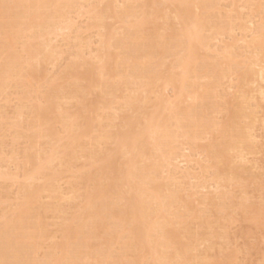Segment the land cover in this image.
<instances>
[{
    "label": "rangeland",
    "instance_id": "374dc122",
    "mask_svg": "<svg viewBox=\"0 0 264 264\" xmlns=\"http://www.w3.org/2000/svg\"><path fill=\"white\" fill-rule=\"evenodd\" d=\"M1 1L3 3H1ZM8 1H10V0H8ZM54 1H59V0H54ZM71 1L72 0L62 1V5L63 6H60V8H59L60 10L58 9L60 12H57L54 15L52 14L53 13L52 11H51L52 13L51 12H48L49 9L51 10L50 6H48L49 9L46 8L47 11L46 10L45 11L43 10L44 13H42L43 15L46 16V18L43 17V20H41V19L33 20L34 23H32V22L31 23L26 22V23H28L29 26L32 25V24H34L32 27L30 26V29L29 30L26 29L29 32V34H27L28 32H26V30H25V28L28 27V25L25 26L26 25V23H25L24 26H23L24 31H22V32H20V34H18L19 37H17L16 35H13L14 37H12L13 40L11 41V44L10 43L9 44H3L5 42H2V40L3 41L5 40L6 35L9 36L8 33H10L9 31L11 30V29H9V28H11L10 24H7V23H11V21H8L7 22L3 18L5 16H7L8 19H10L11 18L10 15H12V14L16 15V14H18V12L21 11L20 12V15L18 17H16V18H18L17 21L22 20V18L24 19V15L25 14H28L27 13L28 12V9H27V7H26L27 5H26V6H24V8L25 7L26 8L25 9L23 8V10L21 9L20 11H18L17 8H15V10H14L13 6L12 7H11V5L8 6V3L9 4H12V2L11 3L8 2L6 4V1L5 0H0V8H1L0 17L3 16L2 17V20H4V21H1V18H0V25H1L0 26V29H1L0 30V35L1 36L0 37H1V39L5 37L4 39L0 40V48L2 49V51L0 49V61H3V62L0 63V64H2V65H0V67H4L5 64L9 66L8 62L11 63L12 62L11 59L14 60V61L16 60L15 63L17 65L19 64L18 66L16 64H14L15 65V71L12 72V76L9 73H7V75L4 76L5 81H3L4 83L2 82L3 84H1V87H0V92H1L0 93V229L3 228L4 226H6L7 223H10V221L11 222L12 221L14 222L15 221L14 219H16L15 222H17L19 220L18 218L21 217L20 218L21 219L20 221L26 223L25 224L26 225L25 227H27L26 228L27 229L26 231H27V233L29 232L30 233V236H31L32 235L31 234L32 233L31 228H34L35 229V226L36 225L34 226L33 224L36 222V219H38L37 217L40 218L38 220L39 221L41 220V221L38 224V226L36 227V229H35L36 231H34L35 232V235L33 236L34 237V242L36 243V245H35V243H33V241L31 242V243H33V244H31L32 245V248H36V249H34V250L29 249L30 252L29 251H26V249H27L26 245L28 243V242H26V244L24 245V248L26 247V249L24 251H26L27 254L22 252L24 254V256L26 254L25 258H27L29 261H31V262H29L26 259V262L28 261L30 264L31 263L32 264H41L42 262L44 263L45 262L44 261L45 260L44 253L46 255H48L53 250V247L55 248L57 246L56 249H54V254L52 252L53 255H52V258H51L52 261H54V262H51V263L52 264L53 263L55 264L56 263L55 262L56 259L58 261V260L61 259L60 257L65 256V254H66V244H65L66 243V240L65 239L67 237H73L75 235V233L78 232V231H79L78 233L82 232L83 237H82L81 234L76 233V235L78 234V237H80V239L85 238V239H82V240H84L86 242V243L83 242V245L81 246V249L82 250L80 249V251H82L81 252L82 253L81 260L85 258L82 263L83 264L84 263L90 264L92 262L91 264H97V262H98V264H99L100 262L99 261H96V259L99 256L101 257V255L100 254H99V256H97L98 254L91 255L93 257L92 258L89 254H90V252L92 250H93L92 254L97 252V249H99V244L98 243H100V248L102 247V250H105L106 251V246L107 245L105 246V243H106L105 241H107V238L109 237L110 232H109V234H107V232H106V234L108 235V237L106 238V236L105 237L103 236L105 233L102 232V231L105 232V229L102 228V229H100L99 232L98 231H97V233L94 232V233L97 234L96 235V238L97 239L94 236L95 234L93 235L94 237L92 236L94 239L91 238V237H90V239H89V237L86 238V236H85L86 234L85 233H86L87 228L85 226V223L87 224L89 222V220H86V219H89L88 218L89 217V213H90L89 211H91L90 209H87V205H88V202L91 200V197H93V196H91V192H93V194H94L96 190H100V189H98V188H100V186L98 187V184L100 182H98V183L95 182V180L98 181V178H99V173H96V172H98V170L100 169V167L102 166L103 163L104 164L106 163L105 161L107 159H109L110 161H112L113 158H115V157H117V156L120 155V154H117L115 157H113V158L111 157L112 155H114L116 153V151H117L116 149L119 147L118 141H115L116 140V136L114 134L118 135V140L121 137L120 142H122V138H123V142H124L125 141L124 140L125 137H128V138L133 137L134 136V133L135 134L137 133L135 130L136 129L138 130V126L136 127V125L138 124L137 122L140 123V125H139L140 128H144V127L146 128L148 126V125H146V123L144 121L148 120L150 117H148V119L147 118L144 119L146 117L145 116L146 114H150L152 116V118L155 119V120H153V122H156V123H153L152 122L154 128L156 127L158 129L159 124L161 123V125H160L161 128L159 127L160 129H158V130H161L163 128V125L165 126V124H166V126L168 125L167 128L170 129L169 132H171V129H172V131H174V129H173L174 126H175V129L177 127L176 125H174V124H176L175 122L177 121V118L179 120H183L182 117L185 114H182L181 112H182V110L184 108V112L183 113H185V110H188V109H189V111H193L194 110V112H192V114H190L189 112L186 113V114L187 115L188 114L193 115V117L191 116L190 118H193V121L194 120L195 121H194V123L191 122V124H189V126L191 125V128H192V129L191 128H189V129H191L192 131L194 129H195V131L198 130L199 132L198 131H196V132H198L199 135L198 134H196V135H198L199 137L196 136V138H194L196 140H194V139H192V137H194V136H192L191 135V132H189V139H188L187 137H185V134L188 131L186 130V131L183 132L182 129H180V131H179V129L177 128L178 130L177 129H176L177 131L175 130L177 132V134H176L175 131L172 132L171 134L175 133L179 137V139L175 135L174 136L175 138H173L174 140L173 139H171V140L169 139L170 142L171 141H174L173 144L171 142V146L170 147L168 146L169 143H170V142L168 143L169 140L166 142V144L168 143V145H166L167 147L165 146L164 148L165 149L166 148H169V149H167L166 151L164 149L163 152H162V150H160L161 152L160 151L156 152L158 155L156 154L157 157L155 158V160L160 157L159 159H161V160H157V161H161V163L159 162V164H160V165H158L159 168L157 166L156 167V170H155V164H154L153 169L155 171L152 170L153 173H150L149 174V175H151V177L149 176V178H150L149 180L151 182L148 183L147 181H149V180H145L144 181V182H147L148 183V184L146 183L147 186H148L146 188H145L146 185L144 183V185H145L144 186V191H146V190H150L149 192H151L152 190L154 192L155 191L157 192V190L160 191L161 196H163V198L161 199L160 193L157 192L158 193L157 196L158 197L160 196L159 198L161 200H158L159 198H156L158 200V202L156 201L157 203H154L153 204V206H155V204H158V206L156 205L157 207H154V208L152 207V204L151 203H153V201H155L156 199L153 197L154 195H150L149 196L148 195L149 192L148 193H144L143 192L141 195L137 194L135 191H134L135 192L134 193L132 191V189L130 188V186H129V184H131L130 182H132L131 179H127L128 182H127V180H124L123 182L118 183L117 184L118 187H119V184L122 185V186L120 185L119 188L118 187L112 188V191L110 192L109 198L112 197V195L115 196L114 194H117V193H118V196L119 197L123 196L125 199L123 198V200H121V202H120V201H118V199H117L118 196L116 195L117 197H115V199H116V201H118V204H120L122 202L126 203V202H128V199H130L129 200L130 203L132 201H134V200L137 201V200L140 199V197H137V196H141V199L144 200L146 204H148L147 202H150L151 199L153 198V201H151L150 205H148V206H151V208L149 207L150 209H148V212H147L148 214L150 213L149 215L152 216V218H151V216H149L150 219H151V221L156 216L157 217L159 216V219H160V217H161V219L163 218L162 219L163 221L168 219V221H165L166 223H163V225H162L161 224L162 221L160 222L158 218H156V219L154 218L155 221H153V222L156 224L155 226H158V225L161 224V227H162L161 230L164 229L165 232H166V230H174V231L177 230L178 232H180L182 234L184 232L185 233H184V235H182L180 233L173 234L172 232H174V231H172V232L170 231L171 232V233L169 232L170 235H166V238L167 237L168 238L170 237V238L169 239H166L164 237H161V238L159 237V240L161 241L160 242L158 240V236H160V234H161V236H163V233H164L163 231L164 230L161 232L157 228H154L153 229L154 232H150V234L154 233V236H152V235L150 236V237H152L150 241H152V242L154 241L157 246H159L160 243H161V245H163L165 243L163 246H165L168 243L169 244L172 243V244H170L168 246V247L171 248L172 245L173 246H176L177 244H181L182 243V242H180L181 235L184 237V238H182V241L184 242V241H186L188 239L187 240L188 243L186 241L187 245H185L186 243H182L179 246H182L184 244L183 245L184 247H189L190 244H191V241H192V240L191 241H189V240L190 239H193V242H192L193 245L191 244L192 246L189 247L190 249H187V252H188L187 257L183 254V252L181 253V251H185L186 248H184V249L182 248L183 250L181 249L180 253H179V251H177L179 253L178 257H180V254H183L184 256L182 255L183 259H182V257L180 259L174 258L175 259V260L173 259L174 262L177 261V263H175V264H178L179 261L181 262V263L179 262V264H183V263L184 264H192L193 261H194L193 264H199V263L202 264L203 262L204 263H207L208 261H209L208 262L209 264H264V59H263L264 58V50H263L262 53L260 52L261 49H264V47H263L264 44H262V46L260 45V47L256 45V44H259V41H264V37H263L264 36V0H261V1H259V0H205V1L202 0V1H204V3H206L205 5L207 7L209 6V8L211 9V10L209 8L207 9L208 13H211V14H208L207 11H205V12L202 11V12L205 13V15H204V13L200 12L202 10L201 8H196L195 7L193 9V11L195 12V14H197L196 16L197 17L198 16L200 17L199 18L200 19L199 22H201L200 25L203 24V26H200V30L201 31L199 29H198V31L200 33L202 32L204 35H202V33H201V36H200L199 35L200 33L198 32L199 33L198 34L199 37L202 38L203 41L200 40V42H202L201 43L202 45L199 46L200 49L197 48V52H196V56L199 55L200 58L199 57L198 58L195 57V59L197 60V63L198 64L200 63L199 64L200 66L198 64H197V66L195 65L196 60L193 61V66L195 65V67L197 68V69L196 68L195 69L196 70L200 69V70L197 71V73H198L197 74L196 71L193 72L194 68L192 66L191 71L193 73L190 72V73H192V75L188 73L189 74L188 75L189 78L186 77L187 78L185 80L186 83L185 84L183 83L185 90H182V91H184V93H181L180 91L178 92V90H180V87H181V86L178 87L179 86V83H180L177 80L178 77H176L177 78L176 81H175L176 84L174 82H168L167 81V79H168L167 76H168V74L171 71H173L176 74H179L180 73V69H178L176 67V65H174L176 63V57H174V56H176V55L172 54V52L174 50H172V48H171L172 47V43H171V40H169V39L173 38L174 36H177L178 37L179 36L178 34H180V36H181L182 27L179 24V21H178L177 16H175L176 15V12H174V10H175L174 7H173L174 4H172V1L171 0H159V1H155L154 0L156 2L155 6L152 7L148 3L146 5V7L144 6L146 9L142 6L143 5V0H132V1L131 0H109V1L108 0H104L105 2L102 1V0H96V3H95V0H73L74 1L73 4H72L73 1L72 2ZM135 1H138L139 3L136 2L137 3V5H136ZM168 1H170L171 3L168 2ZM187 1H189V0H187ZM60 2H61V0H60ZM157 2H158V4H157ZM197 2H199V0H196V3ZM4 3L6 4V6L3 7L2 4L4 5ZM123 3H125V4H123ZM159 3L163 4V6H165V7H162V5L159 4ZM257 4H258V6H257ZM60 5H61V3H60ZM96 5H98V6H96ZM127 5H129L130 8ZM159 6H160V8H158ZM155 7H156V9H155ZM170 7H172V8H170ZM152 8L155 9V11L154 10H152V11L149 10V9H152ZM126 9H127V12H126ZM158 9L159 10L161 9V10L159 11ZM172 9H173V12H172ZM255 9L258 10V11L255 12ZM11 10H14L16 12L11 11ZM124 10H125L126 15L128 14L127 15L128 17L124 15L125 17L123 19L122 14H119V13H121L122 11L124 12ZM8 11H10V12H8ZM196 11H198V12H196ZM61 12H63V14ZM143 12H144V14L146 12L145 17H143V19H146L145 21L147 23H149L150 25L147 24L145 21H143V19H142ZM157 12H158V15L156 14ZM159 13H161V14L162 13H165V16L168 13L169 16L167 15L168 18L167 17L165 18V17H162L163 14L161 15ZM49 14L51 16L53 15L54 18H52L53 16L52 17H49L50 16ZM105 14H106V16H104ZM117 14H119V16ZM91 15H92V17H91ZM114 15H116V16H114ZM55 16H57V17H55ZM111 17H113V18L111 19ZM133 17H134L133 23H135V21H136V23L139 24L138 22H140V20H142L143 22L146 23L144 25V28L147 27V26L150 27L149 29H148V27L145 28L146 29V32H150V31L152 32V31H154L156 33V31H157V34L158 35H161V33H162L161 36H163V33H164V37H166V38H164L165 41H166V43L170 41L169 43L171 45H170V48L169 47L168 48L171 50V52H170V50H168V52H166L167 54H165L163 56L164 57V60H166V59L167 60L164 61L163 60V57L161 58V60L163 61V63H162V61H161V63L164 65V66L162 65V68L164 69L163 72H166V73L163 74L162 73V70L163 69H160L161 70L160 71L161 73L159 74V76L154 77V78L147 79V77L144 78L142 76H136L134 78V80L130 84L128 83L129 85L128 84H125V83L124 84H120V82H118V84H117L118 86H115V87H116V90H117L118 87L120 86L119 87V91H120L121 94L118 91L116 92V91H113L111 89L113 91L112 92L113 94H112L111 91H109V89H107V88L104 87V85L106 84V86L107 85L109 86V84H111V85L113 84V86H114V84L117 83V82H115L116 79L113 78V76L115 74V71L119 68L118 71H120L121 74L122 75L124 74L125 76H127L128 73H130L129 72L130 69H129V65H128L130 62L128 63L127 60H129V61L132 60V59H130V54H131L130 51H131V48L127 44L129 42L126 43L125 42L126 40L120 39V38H121V36L125 35V34H123L124 31L126 33V31H128L129 29L131 30V29L134 28V26L132 24V21H130V20L133 19ZM139 18H140V20H139ZM159 18H160V22H158L159 21ZM202 18L203 19L205 18V20H201ZM45 19L46 20L49 19V21H52L53 23L52 22L51 23H48V20L45 22ZM63 19L65 21H63ZM149 19H151L150 20L151 22L148 21ZM170 19H171V21H170ZM59 20H60V22H59ZM101 20H103V21H101ZM123 20H125V21H123ZM54 21H56L57 23L56 22L54 23ZM153 21H154V23H153ZM203 21H205L206 23L203 22ZM19 22H21V21H19ZM68 22H70L72 25H70ZM90 22H93L94 24L93 23H90ZM129 22H131V24H132L131 27L129 25L130 24ZM170 22H172L173 24H171ZM47 23H48V25H47ZM98 23H100V25ZM136 23L134 25H137ZM95 24L97 26H95ZM151 24L152 25H155V26H152ZM176 24H178V25H176ZM56 25H58V26L57 27H54ZM124 25H126V26H124ZM179 25H180V27H178ZM35 26H36V29H35ZM50 26H52V27H50ZM69 26H72V27L70 28ZM163 26L164 27H167L169 29V31L168 30L166 31ZM171 26H172V28H171ZM152 27H154V28H152ZM173 27H175L176 29L175 28L173 29ZM7 29H9V30H7ZM32 29L35 30L36 32L33 31ZM45 29L47 31H45ZM121 29H122V31H121ZM261 29H263V30H261ZM53 30L55 31V33H54ZM59 30L61 31V33H60ZM158 30L160 31V34H159ZM203 30H205V31H203ZM177 31H179L180 33L177 32ZM255 31L256 32L259 31V32L256 33ZM25 32H26V34H25ZM174 32H175V35H174ZM30 33L32 34V36L30 35ZM170 34H171V36H169ZM23 35H25L24 36V39H23ZM42 35H43V37H42ZM36 37H38V38H36ZM35 38L38 39V40H36ZM113 38L114 39L118 38V39L121 40V42L122 41H124V42H122L123 44H118L117 45V44H115L117 42ZM167 38H168L169 41L167 40ZM15 39H17V40H15ZM32 39H34V40H32ZM108 39L112 40L113 42H111V41H110V43L107 42V41H109ZM118 39H116V40H118ZM208 39H210V40H208ZM120 40H118V41H120ZM31 42H32V45L29 44ZM46 42H48V43H46ZM251 42H252V44H251ZM14 43H16V47L14 46L15 45ZM203 43H204V46H203ZM261 43L262 42H260V44ZM108 44H110V46ZM29 45L31 46L30 51H28V49L26 48V47L29 48ZM46 45H48V46L46 47ZM113 45H114V48L116 46L115 49L113 48ZM120 45H122V46H120ZM13 46H14V48H13ZM104 46H105V49L106 50L104 49ZM167 46H169V45H167ZM118 47L121 48V49H119ZM227 47L229 48V50H227L228 49ZM258 47L260 48V50L258 49ZM41 49H43L41 51V53H43V55H40L41 54L40 53V50ZM44 49H49L50 51L49 50H46L45 51V54H44ZM53 49H54V51H53ZM98 49H100V50L97 51ZM113 49H114V51H113ZM257 49L259 50V52L257 51ZM123 50H125V51H123ZM52 51L54 53H52ZM102 51H105V53L103 54ZM198 51H199V53H198ZM225 51H227V52H225ZM32 52H34L33 55L36 54V53H38V54H36L35 56H33L32 54H30ZM49 52H50V55L49 56H51L50 58L47 55V54H49ZM106 52L110 56L109 58H111V59H109V60L108 59L107 60L105 59L106 58ZM112 52H113V54H112ZM224 52H225V55L226 56H224ZM18 53H20V54H18ZM119 53L121 55H119ZM102 54L105 55L104 59L101 58V57H103ZM44 55H46V56L43 57ZM111 55H112L113 58L111 57ZM166 55H167V57H166ZM232 55L235 56V57H233ZM252 55H255V56L252 57ZM13 56L16 57V58L14 59ZM30 56H32V57H30ZM36 56L39 57V58H36ZM53 56H54V58H52ZM92 56H93V58H92ZM222 56H224V57H222ZM262 56H263V58H262ZM2 57H3V59H2ZM229 57H230V59H228ZM256 57H257V59H256ZM19 58H20V60H19ZM31 58H34L35 60L34 59L30 60ZM174 58H175V60H174ZM141 59H143V58H141ZM29 60L31 61V63H30ZM44 60H45V62H43ZM124 60L126 61V63L124 62ZM170 60H171V63H170ZM206 60H207V62H206ZM33 61H35L36 63L33 62ZM174 61H175V63L173 64ZM208 61H209V63L211 62V64H209ZM225 61L227 62V64H224V63H226ZM229 61H230V63H229ZM234 61H236V63L234 65V69H233V64H234L233 62ZM121 62H124V64H122ZM203 62H205L204 65L202 64ZM217 62L218 63L220 62V64H218ZM231 62H232V64H231ZM12 63H14V62H12ZM101 63H103V66H101ZM207 63H208V65L210 67L207 65ZM43 64H44V66H43ZM72 64H76V65H72ZM99 64H100V66H99ZM171 64H173V65H171ZM216 64L219 65V66H217ZM240 64L241 65L243 64V65L241 66ZM27 65H29V66H27ZM70 65H71V67H69ZM85 65H87V66H85ZM95 65H97V66H95ZM245 65H246V67H245ZM8 66H6V68L4 67L5 68L4 70H7L8 69ZM31 66H33V67H31ZM91 66H93L94 69ZM124 66L126 67V69H125ZM166 66H167V68H169L171 66L169 68V71H166L165 70V69H167V68H165ZM172 66H174L175 69ZM87 67H88V69H87ZM116 67H118V68H116ZM213 67H214V69H212ZM229 67H232V68H229ZM235 67L236 68L238 67V68L236 69ZM98 68H101L102 70L101 69H98ZM215 68L218 69V71ZM36 69L37 70L39 69V70L37 71ZM172 69H174V70H172ZM176 69H178V70H176ZM63 70H65V71L63 72ZM67 70H69V71H67ZM209 70H210V72H209ZM212 70H213V73L215 72L214 74L211 73ZM224 70H226L227 72L224 71ZM236 70H237V72H236ZM22 71L25 72L26 75ZM34 71H36V72H34ZM60 71L63 73V75H62V73ZM109 71H110V73H109ZM228 71H229V73H228ZM40 72H41V74H40ZM217 72L218 73L220 72V74H218L219 76L217 75ZM14 73H16V74H14ZM20 73H21V75H20ZM72 73L74 74L73 76H72ZM8 74L10 76H8ZM22 74L25 75V76H23ZM35 74L37 76H35ZM81 74H83V75L81 76ZM101 74L103 75L102 78L99 77V75L102 76ZM245 74H246V76H245ZM163 75H165V76H163ZM208 75H210V76H208ZM213 75L215 77L212 79ZM247 75H249V77H247ZM21 76H22V78H21ZM67 76H69V78ZM85 76H86V78H85ZM110 76H111V78H110ZM160 76H161V78H160ZM193 76H194V80L195 81L193 80ZM7 77L10 78V79H8ZM65 77L67 78V80H66ZM164 77H166V78H164ZM208 77L210 79H208ZM250 77H252V78H250ZM104 78H105V80H104ZM108 78H109V82L110 83L108 82ZM195 78H197V79H195ZM215 78H217V79H215ZM246 78H247V80H246ZM18 79H20V80H18ZM24 79L27 80V81L24 82ZM86 79H87L88 82L86 81ZM113 79H115V81H113ZM154 79H156V80L158 79L157 80L158 82H159V80H160V82L161 81L164 82V86L162 87V84L163 83L161 82L162 83L161 84L159 82V84H161V87H160V85H158V82H156V80H154ZM28 80H30V82ZM91 80H93V81L96 80V81L95 82H93V81L91 82ZM101 80L102 81L104 80V81L102 82ZM251 80H252V82H251ZM142 81L143 82L145 81V82L143 83ZM15 82H17L18 84L15 83ZM56 82H58V83H56ZM79 82H80L81 85L79 84ZM85 82H87V84ZM106 82H108V84ZM190 82H191V85L192 86H194L193 84H195V86L193 88H192V86L190 87ZM245 82H248V83H245ZM14 83H15V85H14ZM70 83L73 84V86H74L73 89L71 88L72 85ZM196 83H198L199 88L197 87V84ZM51 84L54 85L52 88H51V86H52ZM55 84H57V85H55ZM88 84L91 87V89H89V90H88V88H90V87H89ZM139 84H146L147 91L145 90L146 88H143V90L140 91V89L138 88ZM148 84H149V86H148ZM170 84L171 85L173 84V86H171ZM6 85H7V87H6ZM99 85H101V86H99ZM124 85H125V88H124ZM81 86L82 87L84 86V87L82 88ZM127 86H128L129 89L126 88ZM130 86H131L132 89L133 88L134 89L133 90L130 89ZM135 86L139 90H137L135 88ZM200 86H201V88H200ZM212 86L214 87V89H213ZM101 87H102L103 90H105L106 94L104 92H102L103 90L101 89ZM196 88H197V90H195ZM113 89L115 90V88H113ZM191 89H193V91H190ZM53 90H55V91H53ZM75 90L76 91L78 90L79 92H76ZM136 90H137V96L139 95L138 91H140V95H139L140 98H139V96L137 97L138 103H136V104L138 105V104H140V102L143 103V104L142 103L141 104L143 105V108L142 109L144 110L143 111L144 113L141 112L142 113L141 115H140L139 110L142 107V105L137 106V105H135V103H133L134 107H132V110L134 108L136 111L135 110L132 111L131 109L130 110L128 109V111H127L126 109L128 108V105H126L127 106V108H126L125 103H124L125 98L128 97V96H129V98H131V96L133 95V92L132 91H136ZM148 90H150V91H148ZM29 91H31V92H29ZM46 91H49V92H46ZM107 91L110 92V93H108ZM145 91H146V93H145ZM212 91H214L216 93H214ZM55 92H57L60 95L55 94ZM74 92L77 95H75ZM25 93H26V96H25ZM46 93H47L48 98L45 95ZM52 93H53V95L55 94V96L57 95V97H56L57 99L54 96L53 98H55L56 100L52 99V102L55 101L57 103H55V105H54L55 107L53 106L52 103H49L50 106L52 105L51 106L52 108H51L49 106L48 102H46L48 104L49 108H50L49 109L48 106L46 107L45 101H46V99H49V96L52 97ZM65 93H66V95H65ZM70 93L71 94L73 93L75 95V97L71 96ZM179 93L181 95L180 96V99H179V96H178ZM186 93H188V94H186ZM204 93H205V95H204ZM63 94H64V96H63ZM110 94H111L112 97L109 96ZM125 94L128 95V96H126ZM199 94H200V96H199ZM100 95H102V96H100ZM104 95H105V97H104ZM115 95H116V97H114ZM120 95H121V97H120ZM158 95L160 96V98L158 97ZM210 95H212V96H210ZM45 96H46V98H45ZM124 96H126V97L123 99L122 97H124ZM67 97H69V98L67 99ZM80 97H82V98H80ZM143 97H145V98H143ZM157 97L165 105L167 104L168 101H169V103H168L169 105L170 104H173L172 105L173 107L170 105L173 110L171 109V107L168 104H167V106H165V105L163 106L162 103H160V105L158 104L160 106L159 107L156 104L157 102L156 103L154 102V101H156V99L159 100ZM162 97H163L164 100L162 99ZM177 97H178L179 101L181 100L180 102L178 100H176ZM193 97L195 99H193ZM202 97H204V99ZM208 97H209V99H208ZM95 98H96V100H98V99H100V100L95 102ZM138 98L140 99V101H139ZM141 98H142V101H141ZM165 98L167 99L166 100L167 102H165ZM238 98H240V99H238ZM75 99H77V100H75ZM205 99H206V101H203ZM234 99H235V101H234ZM82 100L84 102H82ZM102 100H107L109 102H106V101L104 102ZM120 100H122V101L120 102ZM143 100H144V102H143ZM176 101H177V103L179 102L178 104L176 103L177 108L179 106H181V107L178 108V109H180L179 111H177V109H175L176 108L175 107L176 105L174 103ZM93 102L95 103V105H93ZM207 102H209V103H207ZM38 103H39V105H38ZM114 103H116L117 105L114 104ZM154 103H155V105H154ZM200 103H202L200 105L201 107L199 106ZM210 103H211V105H210ZM79 104H80V106L83 105L84 108H85V106H87L86 107L87 110H86V108L84 109L83 106L80 107ZM84 104H86V105H84ZM107 104H108V107H107ZM182 104H184V105H182ZM32 105L33 106L34 105L38 106L37 108H39V109H41L44 106L46 107V109L47 108L49 109V110H47V111H49V113H47V111L44 112L45 107H44V109L42 108V110H43L44 113L41 112V117L39 118L40 119L39 121H41V122H47L48 124L51 123V125L50 124L48 125L50 128L47 131L46 130H45V132L42 131L44 133L47 132L45 134L47 137L41 131L39 132L40 133L39 138H38L39 142H38V140H35L37 138H31V136H30L34 132L33 131L34 126L36 127V125H38L37 122H36V121H38L37 120L38 117H33L34 116L33 114H29V113L33 112L31 110H36L37 109L36 106L32 107ZM102 105H104V106H102ZM109 105L111 107H109ZM236 105H237V107H236ZM91 106H92V108H93V106L95 107L94 110H92V108H90ZM155 106H157V109H154L153 110L152 108H154ZM189 106L190 107L192 106V108H191L192 110H190V107ZM213 106H215L216 108L214 107L215 109L213 108V110H211ZM240 106H242V107H240ZM61 107H62V109H61ZM103 107H104V109H103ZM149 107H151V108H149ZM164 107L166 109H169L168 107H170V109L173 111V112L170 111L171 114L169 113L170 118L167 115L168 114L167 113L168 110H164L165 109ZM199 107L201 109H199ZM202 107H203V111H202ZM246 107L248 109L249 108L250 109L248 110ZM75 108L77 110H75ZM79 108L80 109L83 108L81 110L82 111L83 110L86 111V113L84 112L86 115L88 113H90V115H92V118L91 117H88V119L90 118L89 119V122L91 121V123H90L91 125L89 123L88 124L86 123V125H85V121L88 122V120L86 118L87 116H85V114L83 112H81V110H79ZM101 108H102V110H101ZM161 108H163V110L166 111L165 114L163 112V115H162L163 118L161 117V114H162V111H163V110L161 111ZM181 108H182V110H181ZM186 108H188V109H186ZM122 109H123V111H122ZM207 109H209V110H207ZM78 110H79L80 114L82 113L81 116L82 117L83 116L85 117V118L83 117V120L82 119L80 120L79 117H81V116H80V114H78L79 113ZM90 110H92V111H90ZM119 110L122 111V112H120ZM156 110L159 111V113H156L157 112ZM232 110H234V112ZM237 110L240 111V114L239 115H240V118L241 119L238 118V120H240V121L237 120V123H236L235 122L236 121L235 119H237V117H239V115H238V112L239 111H237ZM200 111H201V113H200ZM127 112H129V113H127ZM151 112L153 114L155 113V116L154 117H153V115H152ZM176 112L181 113V115L177 113L178 114V115H176L177 118H175V113ZM203 112H204L205 115H202ZM45 113H46V116L49 115L51 119L49 117L47 119L46 116H45ZM62 113H64V115H62ZM65 113L67 114L66 116H65ZM111 113H114V114H111ZM133 113H134L135 116L138 115L137 116V122L135 123L136 125L133 123V125H135L133 127H135L136 129H134L132 127V125L130 127V125H129L130 123L128 121V118H130L132 116L134 117ZM234 113L237 114L236 115L237 117H235ZM77 114H78V116H77ZM156 114H157L158 117L160 115L161 119L158 118V117H156ZM195 114H196L197 117H198V114H199V117L198 118H194L195 117ZM55 115H56V117H58L59 115H61L63 117H66V119H64V122L67 123V124H68V121L70 122V119H72L74 117L71 120L70 123L76 122V124H79V125H77V127L78 126L79 127L76 128V129H74L75 131H72L71 132V134L73 133L72 136H71V134H69L70 131L68 132L66 129L62 128L64 124L61 127V124H59V123H61V119L59 120L58 119L59 117L57 118V120H59V121H57V122L54 123V121L56 120V118H55L54 121L52 119H53V117H55ZM164 115H167V117L166 116L164 117ZM42 116H44V117H42ZM147 116H149V115H147ZM231 116H233V118H234V123H235L234 125H236L235 127H233L234 126V125H232L233 123H231V126L229 125V123H227L228 121L230 122V120H232L231 119ZM16 117H17V119L19 121L16 119ZM34 118H36V121H35ZM45 118H46V120H45ZM125 118H126V120H124ZM139 118L140 119L142 118V120L140 121ZM165 118L167 119L166 121H164ZM227 118H228V120H227ZM42 119H43V121H42ZM67 119H69V120H67ZM158 119H160V121ZM196 119H198V121H200L199 124L195 123L196 122ZM20 120H22V121H20ZM49 120L50 121L52 120L53 123L50 122ZM111 120H113V121H111ZM17 121H18V123H17ZM25 121H26V123H25ZM21 122H22V125H21ZM35 122H36V125H35ZM96 122H97V124H96ZM127 122L129 124H127ZM142 122H144L145 125ZM167 122H169V124ZM224 122L227 123L228 125L227 124H224ZM204 123H205V125H204ZM208 123L211 124V126L210 125H207ZM170 124H171V126H170ZM194 124H196V127H194L195 126ZM88 125L90 126L89 128H88ZM97 125H99V126H97ZM202 125H204V126H202ZM25 126H26L27 129L25 128ZM28 126H30V127H28ZM92 126H93V128H92ZM85 127H87V128H85ZM148 127H150V125ZM197 127H199V129ZM220 127H223V128H220ZM84 128H85V130H84ZM132 128H133V130L135 132H132L133 131ZM219 128L222 129V130H220ZM54 129L57 130V131H53ZM115 129H117V131L119 133L116 132ZM129 129H130V131H129ZM185 129H188V128H185ZM227 129H229V130L227 131ZM19 130H21V131H19ZM31 130L33 131L32 133H31ZM64 130L67 131L66 136H67V134L70 135L71 140H70V138L68 139L65 135L63 136V134H65V132H63ZM82 130L84 131V134H83V132H81ZM127 130H128V132H127ZM218 130H219V132H218ZM236 130L237 131L238 130H244V132H246L247 138L250 141L248 139L245 140L244 141V142H246L245 144H243V141H242V144H241V142L238 141V143H240V144H238L239 147L234 144L235 147L237 146V149H234V146H233V149L231 148V150H230V148L225 147L226 148L225 149V152H226V150L228 152H230V151L231 152L228 153V155L226 154L227 153L226 152L225 155H227V157L223 158V156H222L220 159H222V158L223 159H226L225 162L228 161V162H226L227 164L221 163V162H224L223 159L221 160V162H219V159L217 161H218V163L221 164V166L224 165L223 168L226 165L225 168L227 170L225 171V168L224 169L223 168H220L219 169V168H217L218 167L217 166L218 163L216 162L215 159H213V157H212L213 154H211V152H214V148L217 149V147H219L220 145L225 146L224 142L225 141H228V140H226L227 137L226 138H224V137L227 136V135H229V136L234 135V131H236ZM18 131H19V133H18ZM51 131L53 133L56 132L57 134H59L58 135L59 138H60V135H62L61 137L62 138L65 137L66 139L65 138L64 139H62V138L56 139L57 137H55L56 140H52L54 138V136L56 135V133H54L53 134L54 136L51 137V135H50L51 134ZM86 131H88V132H86ZM195 131H193L194 133H192V134H195L196 133ZM223 131H224V133H223ZM91 132H93V134H91ZM27 133L29 134V137L28 138L26 137V136H28ZM80 133H82V134H80ZM85 133H87V135H90V136L85 135ZM128 133L130 135L132 133L133 134L130 137V136H128L129 135ZM216 133H219V134H216ZM220 134L222 136H223V134H225V136L222 137ZM69 135H68V137H69ZM173 135H171V137ZM187 135H188V133H187ZM73 136H78V139L79 140L77 139V141H76V138L77 137L74 138ZM135 136H137V135H135ZM37 137H38V135H37ZM72 137H73V140H72ZM93 137L96 138V139L93 140ZM197 137H198V139H197ZM88 138H91V139H88ZM31 139H33V144H32V142L30 143L28 141V140H31ZM67 139H68V141H67ZM107 139H109V140H107ZM175 139H176V141H175ZM63 140L65 142L67 141V143H68L67 146L68 147L72 143L75 146L72 145L73 147L66 149L67 146H66V143ZM92 140H93V142H90ZM96 140H98L97 143H96ZM99 140L100 141L102 140V141L100 142ZM74 141L76 142V144L79 141L80 144H78V146H79V149L80 150H78V147H77V145L75 144ZM110 141H111V143H110ZM59 142H61L62 144H60ZM221 143H223L224 145L221 144ZM225 143H227V142H225ZM215 144L218 145V146L215 147ZM31 145L33 146L32 149H31ZM116 145L118 147H116ZM27 146H29V148H30L31 151L33 150L32 153H31V151H29V149H27L28 148ZM207 146L209 147V149H208L209 152L205 149V148H207ZM90 147H91V149H90ZM103 147L106 148V150ZM136 147H137L138 150H140V148H139L140 145H138ZM64 148L66 149V151H64L65 150ZM74 148H77V149H75L76 151L74 150ZM71 149L75 152V153H72L73 151L71 152L73 155L69 152V150L71 151ZM95 149H96L95 152H97V153H95V155H97L100 152H102V154L100 153V156L99 157H97L98 155L96 157L93 155V157H95V158L91 159L89 155L91 154V152L94 153L92 150H95ZM171 149H172L173 152L171 151ZM50 150L51 151L53 150V152H54V153H52V155L50 154L51 153ZM112 150H113V152H112ZM138 150H136V153H134V155H131V156L128 157L129 159L131 158L130 160L127 158V156L125 157L124 155L121 157V159H118V157H117L116 158V160H117L116 163H118V164L117 165H114L112 169L115 168L114 171H118V174H119L120 170H122L124 172V170L127 168V165H126L127 162L128 163L129 162L134 163V161L132 162V159H133V157H135L137 155V151ZM25 151L28 154H31L32 156H29V155L28 156L29 157H32L33 159L36 158L37 155L38 156H41V154H43L41 156L42 158H40V157H38V158H39V161H41V163L44 162L45 166L48 165L47 164L48 161L50 163V159L52 158L53 160L51 159V162L52 163H50V164H52L53 167L50 164H49V167H51L53 169V171L55 170V172L54 173L52 172V173L48 174L49 172H51V170H47V169H50V168L48 166H47L48 168L47 167L44 168L43 167L44 164L40 165V163H38V162L36 163V166H37V164H39L38 167H36L35 165H33V161H31L32 158H29L27 156V153ZM63 151H64V154L66 156L62 154ZM167 151H168V153H167ZM22 152H23L24 155L22 154ZM56 152H58V153H56ZM139 152H138V154H139ZM35 154H37V155H35ZM53 154L55 155L56 159L58 158L57 160H55L53 158V156H54ZM69 154H71L72 156L70 157ZM108 154H110L109 157H107ZM33 155L35 157H33ZM222 155H224V153H222ZM49 156H51V157L49 158ZM58 156L61 157V158L65 157L66 160L63 158L64 160L63 161H60L61 158L59 160V157ZM45 157H47L48 160H46ZM68 157H69V159H68ZM136 157L134 159H136V161H139V159H140V161L137 162V163L139 165L140 164H142V165L138 166L137 163L136 164L134 163L132 165H134V167L136 165H137V167L143 166L145 164L144 163L145 160H144V157L142 156V154L141 155H137ZM24 158L26 160L28 158V161L30 159V164L31 165L29 163L27 164L28 161H26ZM103 158L105 160H103ZM110 158H112V159H110ZM99 159H100V161H97ZM212 159H213V161L215 160V162H216L215 164L217 166L216 167L217 169L214 167L215 164L212 163L213 162V161H211ZM126 160H129V161H126ZM24 161H25V164H24ZM55 161H56V164H54ZM153 161H154V159H153ZM60 162L63 163V164H60ZM94 163H95V165H96V163H98L97 166L98 165L99 166L98 167L95 166ZM122 163L125 164V166H123ZM57 165H59L60 167L57 166ZM69 165H71L72 168H71V166L68 167ZM34 166L36 167V169L38 171L37 170L32 171V169H35ZM55 166H57V167H55ZM39 167H42V168H39ZM64 167H65L66 170H64ZM120 167H121V169H120ZM123 167L124 168L126 167V168L124 169ZM234 167L235 168H238V170L242 168L241 169L242 172L241 171H239V173L236 172L238 170H234L235 169ZM17 168H19V169H17ZM28 169H30V170L28 171ZM39 169H40V171H41V169H43V170L46 169L49 172L47 173L46 170L45 171L42 170V173H40L39 172ZM62 169H63V171H61ZM82 169H84V170H82ZM221 169H222V171H221ZM25 171L26 172L27 171L29 172V173L27 172L28 175L26 174ZM92 171L94 172L95 178L93 177L94 175H93ZM114 171L111 170V172H113V173H110V175L112 174L111 175L112 178H113V176L118 175V174H116L117 172L114 173ZM32 172H36L35 173V176H31ZM44 172H46L49 177L53 176V177H51V179L48 177L50 180H52V182L49 183L50 180L46 177L47 175ZM69 172H71V173H69ZM88 172H89V174L91 172L90 175H92L91 177L94 178V179L92 178L93 180L91 178H89V180H87L86 176L87 177H90V175H88ZM234 172H236V174ZM22 173L23 174L25 173V175H23ZM38 173H40V174L38 175ZM95 173L98 174V177H96L97 175ZM42 174H45V175H42ZM82 174L84 176H82ZM152 174H154V175L156 174L155 176H153L154 178L152 177ZM110 175H109V178H111ZM215 175H216V177H214ZM101 177L103 178V176H101ZM29 178H31V179H29ZM36 178H38V179L36 180ZM105 178H107V177L104 176V179ZM152 178H153V180H152ZM44 179H45L46 182L44 181ZM56 179H57V181H56ZM81 180H83V181H81ZM103 181L105 183V180H103ZM227 181H228V183H227ZM32 183H34V184H32ZM93 183H96V184H94L95 186L93 185V189H92V184ZM125 184H127V185H125ZM149 184L152 185V187L150 186L151 188L149 187ZM45 185H46V188L47 189L45 188ZM99 185H101V184H99ZM101 186L104 187L103 185H101ZM124 186H128L129 187V189L127 187H126L127 189L125 188L127 192L124 191L125 189L122 191V189H123ZM48 187H49V189H48ZM94 187H95V189H94ZM96 187H98V188H96ZM40 188H42V190ZM55 189H56V191H55ZM114 189H115V192H117V193L114 192ZM102 190H103V188H102ZM129 190H131V192ZM27 191L30 192V194ZM23 192H27V193H25V196H24V193ZM32 192L33 193H36V194L38 192V195L39 196L36 195V194L34 196V194ZM31 193H32V196H31ZM133 193L136 195L135 197L133 196ZM155 193H153V194H155ZM56 194L57 195L59 194V195L57 196ZM120 194H122V195H120ZM142 195H144V197L149 196L148 197L149 199H150L151 196L152 197H151L150 200L146 198L147 199V202H146V200L144 198H142L143 197ZM226 195H228V196H226ZM88 196L89 197L91 196L90 197V200H88L89 199ZM132 196L135 199H132ZM170 196H171V198H170ZM31 197H33L34 199L32 200ZM25 198H26L27 201L25 200ZM121 198H119V200ZM136 198H139V199H136ZM172 198H174V199H172ZM36 199L37 200H40V201L36 202L35 201ZM113 199H111V201L112 202H116L115 199H114V201H113ZM177 199L179 201H173V200H177ZM25 201L27 202V204H25L26 203ZM144 201H142V202H144ZM161 201L162 202L164 201V202L162 203ZM243 201H244V204L243 205H245V207L242 205ZM168 202L169 203H172V204H169L168 205ZM128 203H126V204L128 205ZM38 204L40 206L39 209H38ZM224 204H226V205H224ZM125 205L123 204L122 206H125ZM79 206H81L82 209H80ZM118 206H120V205H118ZM163 206L164 207L165 206H167V207L169 206L170 209L167 210L168 208H164ZM29 207H31V210L34 208L32 210L33 212L31 210H29L30 209ZM160 207H162V208H160ZM19 208H21V209H19ZM42 208H44V209H42ZM56 208H57V210H56ZM218 208H219V210H218ZM36 209H37V212H36ZM51 209H52V211H51ZM22 210L24 212L26 211L25 212L26 213L25 215H24V212ZM166 210L168 211V214L169 215H170L171 212L172 213H175L174 215H176V217L174 215H170L169 216L167 214V217H170V218H167L166 217V214H163V212H167ZM189 210L191 211V213H190ZM28 211H29V213H27ZM43 211L45 212V214H44ZM153 211H154V213L152 214L151 212H153ZM20 212H21V214H20ZM181 212H183V213H181ZM38 213H39V216H38ZM85 213L86 214L88 213L87 216H85ZM178 214L181 215V217L178 216ZM17 215H18V217H17ZM194 215L197 216V217H195ZM5 216H7V217H5ZM163 216H165V217H163ZM172 216L175 218L174 219L175 221H173V224L171 223V220H173L172 219ZM198 216H200L199 219H198ZM252 216H253V218H252ZM22 217H23V219H22ZM31 217H34V218L32 219ZM178 217H180V218L178 219ZM176 218H177V220H176ZM30 219H31V221H30ZM180 219H181L182 222L180 221ZM201 219H203L204 221L201 220ZM33 220H34V222H33ZM79 220H81V221H79ZM252 220H254V221H252ZM20 221H19V223H20ZM176 221H180L181 223L180 222L179 223L178 222L176 223ZM114 222L115 221H113V223ZM81 223H82V225H81ZM173 225L176 226V229L174 228L175 226L173 227ZM31 226H34V227H31ZM66 226H67V228H66ZM167 226H169L170 228L167 227ZM165 227H167L169 229H165ZM182 227L185 228L184 232H183V230H182V232L180 231V229ZM80 228H82L81 231H80ZM41 229L42 230L44 229V231H42ZM40 232H42V233H40ZM65 232H66L67 236H66V234L64 235ZM121 232L119 233L120 238L119 237L112 238L114 240H111V243H108V246L107 247L108 248H111L110 249V252L112 254L107 250L110 255L108 256V252L106 251V253H107L106 256L107 257L105 258V254L102 255V256H104V258H102V259H104V262H102V263L103 264H106V262H107L108 264H120V261H121L120 259H122L123 260L122 261V264L123 263L124 264H129V262H132V261L133 262L130 263V264H136L138 260L139 261H138L137 264H140V263L141 264H146L147 262L144 261V260L145 259L148 260L149 257H145V252H143L144 255H143V253H141V254L138 255L137 254L138 252H136L138 250L135 251L134 247H133L134 250H129V251L130 252L132 251L135 255L133 253L131 254L130 252H129V254L126 253L128 251H126L125 253H122L123 251L121 252V249H122V247H121L122 246V241L125 242V240H128L127 233L124 231V234H121ZM155 232H156V234H155ZM43 233H44V236H42ZM196 233L198 234V236H196L197 235ZM72 234H74V235L71 236ZM177 235H178V237L180 236L179 237L180 240H178L179 243H177L176 242L177 240L173 238V237L176 238ZM63 236H65V237L63 238ZM117 236H118V234H117ZM189 236H192V237L194 236L198 241L195 240L192 237H189ZM35 237H36V240L38 242L35 240ZM43 237H45V238H43ZM39 238L40 239L43 238V239H41L42 242H41V240H39ZM102 238H103V240L100 242L99 240H101ZM163 238L165 240H169L170 242H167V241L165 242V240ZM172 238L174 239V241L175 240L176 241L174 242L173 240H170ZM161 239H163L164 242ZM91 240H93V241H91ZM60 242H63V244H59ZM157 243H159V244H157ZM60 245H61V248H60ZM93 245H95V246L93 247ZM161 245H160L159 248H162ZM89 246L92 247L93 249H91ZM62 248H64V250ZM87 248H89V249H87ZM95 249H96V251H94ZM87 252H88V254H87ZM139 252H141V250ZM31 253H33V254H31ZM84 253H85L86 256H88V255L89 256L88 257L84 256ZM120 253H122V254H120ZM34 254H35V256H34ZM58 254L60 255L59 258H58V256H59ZM128 255H129V257H130V255L131 256L133 255L131 258H133V257H135V258L132 259V261H131L130 258L128 257ZM53 256L56 259H54ZM67 256H69V255H67ZM122 256H123V258L125 256L127 258H129V260L126 258L127 261H129V262H127L126 259L124 260L122 258ZM94 257H96V258H94ZM184 257H186V258L184 259ZM142 258H143V260H142ZM66 259H67L66 260V263L67 264H74L73 262H75L74 260H72L73 258H71L70 256H69V258H66ZM102 259L99 258L97 260L103 261ZM38 260H41V261H38ZM81 260H80V262H81ZM117 260L118 261L120 260V261L118 262ZM149 260H148L149 262L147 264H152V260L151 259H149ZM197 260H199V261H197ZM62 261H63V258H62ZM134 261H136V262L134 263ZM51 263H49V264H51ZM64 263H65V261H64ZM44 264H46V262ZM56 264H58V263H56Z\"/></svg>",
    "mask_w": 264,
    "mask_h": 264
},
{
    "label": "bare ground",
    "instance_id": "6f19581e",
    "mask_svg": "<svg viewBox=\"0 0 264 264\" xmlns=\"http://www.w3.org/2000/svg\"><path fill=\"white\" fill-rule=\"evenodd\" d=\"M6 1V4L8 3V2H12V4H9L8 3V6L9 5H11V7L13 6V8H14V10H15V8H17V10L18 11H20L21 9L23 10V8H24V6H26L27 7V9H28V14H25L24 15V19L22 18V20H19V21H21V22H19V21H17V19L18 18H16V17H18L19 15H20V12H18V14H16V15H14V14H12V15H10L11 16V18L10 19H8V17L7 16H5L3 19L4 20H6L7 22L8 21H11V23H7V24H10V26H11V28H9V29H11L9 32L10 33H8L9 34V36L8 35H6V38H5V40L3 41L2 39H4V38H2L1 39V37H0V40H2V42H5V43H3V44H11V41L13 40V38L12 37H14L13 35H16L17 37H19V35L18 34H20V32H22V31H24V28H23V26H24V24L26 23V22H28V23H34V21L33 20H36V19H41V20H43V17H45L46 18V16L45 15H43L42 13H44V11L46 10V8L47 9H49V7L48 6H50V8H51V10L49 9L48 10V12H51L53 15L55 14V13H57V12H60L59 10V8H60V6H63L62 5V1H65V0H61V2H60V0L59 1H54V0H10V1H8V0H5ZM8 1V2H7ZM68 1V0H67ZM73 1V0H72ZM71 1V2H72ZM102 1H104V0H102ZM109 1V0H108ZM132 1V0H131ZM155 1H159V0H155ZM154 0H143V7L145 6L146 7V5L149 3V5H151L152 7H154L155 6V4H156V2H155ZM172 1V4H174L173 5V7H174V12H176V15L175 16H177V18H178V21H179V24L181 25V27H182V32H181V36H180V34H178L179 36L177 37V36H174L173 38H171V39H169V40H171V43H172V50H174L173 52H172V54H174V55H176V56H174V57H176V63H175V61L173 62V64L174 65H176V67L178 68V69H180V73L179 74H176V73H174L173 71H171L169 74H168V79H167V81L168 82H174L175 83V81H176V77H178V81L180 82L179 83V86L178 87H180V90H178V92L180 91L181 93H184V91H182V90H185L184 89V85H183V83L185 84L186 83V79L187 78H189L188 77V75L189 74H191L192 75V73L194 72V71H196V73H197V71L198 70H200V69H198V70H196L197 68L195 67V65L197 66V60L195 59V57H199V55L198 56H196V52H197V48H199V46H201L202 44V42H200V40L201 41H203L202 40V38H200L199 37V35L201 36V33L198 31V29L200 30V26H203V24L202 25H200L201 24V22H199L200 21V17L198 16H196L197 14H195V12L193 11V9L196 7V8H201L202 10L200 11V12H202V11H207V9L209 8V6L207 7L205 4L206 3H204V1H202V0H199V2H197L196 3V0H189V1H187V0H171ZM259 1H261V0H259ZM61 3V5H60V3ZM105 2V1H104ZM123 2V1H122ZM134 2V1H133ZM136 2H138V1H135V3ZM168 2H170V1H168ZM167 2V3H168ZM1 3H3L2 1H1ZM64 3V2H63ZM74 3V1L72 2V4ZM95 3H96V0H95ZM102 3V2H101ZM139 3V2H138ZM171 3V2H170ZM256 3V2H255ZM6 4L4 3V5L2 4V6L4 7V6H6ZM65 4V3H64ZM69 4V3H68ZM100 4V3H99ZM123 4H125V3H123ZM134 4V3H133ZM157 4H158V2H157ZM159 4H161V3H159ZM122 5V4H121ZM120 5V6H121ZM130 5V4H129ZM129 5H127V6H129ZM136 5H137V3H136ZM162 5V7H165V6H163V4H161ZM196 5V6H195ZM199 5V6H198ZM256 5V4H255ZM7 6V7H8ZM96 6H98V5H96ZM119 6V7H120ZM126 6V5H125ZM133 6V5H132ZM135 6V5H134ZM158 6V5H157ZM156 6V7H157ZM201 6V7H200ZM213 6V5H212ZM215 6V5H214ZM254 6V5H253ZM257 6H258V4H257ZM2 7V8H3ZM22 7V8H21ZM25 7V8H26ZM144 7V8H145ZM148 7V6H147ZM150 7V6H149ZM156 7H155V9H156ZM211 7V6H210ZM9 8V7H8ZM19 8V9H18ZM24 8V9H25ZM64 8V7H63ZM73 8V7H72ZM91 8V7H90ZM113 8V7H112ZM121 8V7H120ZM124 8V7H123ZM129 8H130V6H129ZM135 8V7H134ZM133 8V9H134ZM143 8V9H144ZM158 8H160V6L158 7ZM170 8H172V7H170ZM215 8V7H214ZM5 9V8H4ZM12 9V8H11ZM59 9V10H58ZM65 9V8H64ZM146 9V8H145ZM155 9H149L150 11H152V10H154L155 11ZM165 9V8H164ZM210 9V8H209ZM14 10H11V11H14ZM44 10V11H43ZM110 10V9H109ZM122 10V9H121ZM132 10V9H131ZM141 10V9H140ZM159 10V9H158ZM161 10V9H160ZM159 10V11H160ZM211 10V9H210ZM253 10V9H252ZM0 11H1V8H0ZM26 11V10H25ZM47 11V10H46ZM90 11V10H89ZM94 11V10H93ZM105 11V10H104ZM119 11V10H118ZM144 11V10H143ZM171 11V10H170ZM256 11H258V10H256L255 9V12ZM8 12H10V11H8ZM14 12H16V11H14ZM107 12V11H106ZM126 12H127V9H126ZM147 12V11H146ZM146 12H145V14H146ZM167 12V11H166ZM165 12V13H166ZM172 12H173V9H172ZM196 12H198V11H196ZM204 12H202V13H204ZM62 14H63V12H61ZM92 13V12H91ZM112 13V12H111ZM154 13V12H153ZM165 13H162L163 14V16L162 17H167V15H168V13H167V15L165 16ZM207 13H208V11H207ZM206 13V14H207ZM3 14V13H2ZM22 14V13H21ZM46 14V13H45ZM97 14V13H96ZM119 14H122V16H123V19H124V17L125 16H127L126 15V13H125V10H124V12L122 11L121 13H119ZM119 14H117L118 16H119ZM145 14H144V12H143V16H142V19H143V17H145ZM157 15H158V12L156 13ZM159 14H161V13H159ZM161 14V15H162ZM200 14V13H199ZM208 14H211V13H208ZM5 15V14H4ZM50 15V14H49ZM48 15V16H49ZM52 15V16H53ZM125 15V16H124ZM132 15V14H131ZM138 15V14H137ZM153 15V14H152ZM151 15V16H152ZM204 15H205V13H204ZM9 16V17H10ZM51 15L49 16V17H52ZM64 16V15H63ZM99 16V15H98ZM102 16V15H101ZM104 16H106V14L104 15ZM114 16H116V15H114ZM121 16V15H120ZM121 16V17H122ZM147 16V15H146ZM169 16V15H168ZM210 16V15H209ZM212 16V15H211ZM263 16V15H262ZM3 17V16H2ZM2 17H0L1 18V21H4V20H2ZM7 17V18H6ZM55 17H57V16H55ZM91 17H92V15H91ZM103 17V16H102ZM109 17V16H108ZM120 17V18H121ZM128 17V16H127ZM140 17V16H139ZM154 17V16H153ZM202 17V16H201ZM20 18V19H21ZM48 18V17H47ZM52 18H54V16L52 17ZM113 17H111V19H112ZM119 18V17H118ZM168 18V17H167ZM207 18V17H206ZM8 19V20H7ZM60 19V18H59ZM122 19V18H121ZM120 19V20H121ZM132 19V18H131ZM48 20V23H51L52 21H49V19H47ZM46 19H45V22L47 21ZM107 20V19H106ZM139 20H140V18H139ZM146 19H143V21H145ZM151 19H149L148 21H150ZM157 20V19H156ZM162 20V19H161ZM166 20V19H165ZM169 20V19H168ZM176 20V19H175ZM174 20V21H175ZM201 20H205V18L203 19H201ZM40 21V20H39ZM62 21V20H61ZM63 21H65L64 19H63ZM98 21V20H97ZM96 21V22H97ZM101 21H103V20H101ZM105 21V20H104ZM118 21V20H117ZM123 21H125V20H123ZM130 21H132V24H133V26H134V28L133 29H127L128 31H126V33H125V31H124V33L123 34H125V35H123V36H121V38L120 39H124V40H126L125 42L127 43V42H129V43H127L128 45H129V47L131 48V54H130V59H132L131 61H129V60H127L128 61V65H129V69H130V73H128V75L127 76H125L124 74V76L121 74V72L120 71H118L119 70V68L118 67H116V68H118L116 71H115V74H114V76H113V78H115L116 79V81H115V79H113V81H115V82H117L116 84H114V86H113V84L111 85V84H109V86L107 85L106 86V84L104 85V87L105 88H107V89H109V91H111V93L113 92V91H118L119 93H120V91H119V87H118V89L116 90V87L115 86H118L117 84H118V82H120V84H130L133 80H134V78L136 77V76H142V77H147V79H150V78H154V77H157V76H159V74L161 73L160 71V69H163L162 68V63H163V61L161 60V58L165 55V54H167L166 52H168V50H170L169 48H170V41L168 40V38H167V40L169 41V42H167L166 43V41H165V39L164 38H166V37H164V33H163V36H161L162 35V33H161V35H158L157 34V31H156V33L154 32V31H150V32H146V29L145 28H147V27H145L144 28V25L147 23L146 21V23L145 22H143L142 20H140V22H138L139 24H137L136 23V21H135V23L137 24V25H134L135 23H133V21H134V17H133V19L132 20H130ZM170 21H171V19H170ZM173 21V20H172ZM207 21V20H206ZM56 21H54V23H55ZM59 22H60V20H59ZM151 22V21H150ZM156 22V21H155ZM158 22H160V18H159V21ZM165 22V21H164ZM203 22H205V21H203ZM202 22V23H203ZM209 22V21H208ZM28 23H26V25L25 26H27L28 25ZM42 23V22H41ZM48 23H47V25H48ZM53 23V22H52ZM57 23V22H56ZM70 25H72L70 22H68ZM90 23H93V22H90ZM130 24V27H131V22H129ZM153 23H154V21H153ZM171 24H173L172 22H170ZM169 23V24H170ZM177 23V22H176ZM206 23V22H205ZM204 23V24H205ZM44 24V23H43ZM59 24V23H58ZM68 24V25H69ZM94 24V23H93ZM99 25H100V23H98ZM121 24V23H120ZM127 24V23H126ZM147 24H149V23H147ZM170 24V25H171ZM212 24V23H211ZM222 24V23H221ZM263 24V23H262ZM34 24H32V25H30L31 27L33 26ZM38 25V24H37ZM40 25V24H39ZM45 25V24H44ZM46 25V26H47ZM50 25V24H49ZM61 25V24H60ZM92 25V24H91ZM102 25V24H101ZM104 25V24H103ZM150 25V24H149ZM152 25V24H151ZM176 25H178V24H176ZM180 25L178 26V27H180ZM207 25V24H206ZM209 25V24H208ZM220 25V24H219ZM1 26V25H0ZM30 26L28 25V27L27 28H25V30L26 29H30ZM43 26V25H42ZM58 25H56V26H54V27H57ZM95 26H97L96 24H95ZM123 26V25H122ZM124 26H126V25H124ZM132 26V27H133ZM152 26H155V25H152ZM165 26V25H164ZM163 26V27H164ZM169 26V25H168ZM214 26V25H213ZM263 26V25H262ZM261 26V27H262ZM5 27V26H4ZM50 27H52V26H50ZM68 27V26H67ZM70 28L72 27V26H69ZM104 27V26H103ZM157 27V26H156ZM3 28V27H2ZM150 27H148V29H149ZM152 28H154V27H152ZM167 27H164V29L167 31H169V29L167 28ZM171 28H172V26H171ZM170 28V29H171ZM175 27H173V29H174ZM205 28V27H204ZM258 28V27H257ZM6 29V28H5ZM9 29H7V30H9ZM35 29H36V26H35ZM58 29V28H57ZM172 29V30H173ZM176 29V28H175ZM202 29V28H201ZM208 29V28H207ZM1 30V29H0ZM33 30V29H32ZM31 30V31H32ZM61 30V29H60ZM59 30V31H60ZM68 30V29H67ZM259 30V29H258ZM261 30H263V29H261ZM33 31H35V30H33ZM40 31V30H39ZM45 31H47L46 29H45ZM54 31V30H53ZM58 31V32H59ZM111 31V30H110ZM121 31H122V29H121ZM176 31V30H175ZM201 31V30H200ZM203 31H205V30H203ZM26 32H28L27 30H26ZM26 32H25V34H26ZM36 32V31H35ZM158 32H159V34H160V31L158 30ZM162 32V31H161ZM177 32H179V31H177ZM200 34H199V33ZM256 32V31H255ZM259 32V31H258ZM258 32H256V33H258ZM7 33V32H6ZM33 33V32H32ZM54 33H55V31H54ZM60 33H61V31H60ZM114 33V32H113ZM119 33V32H118ZM169 33V32H168ZM172 33V32H171ZM180 33V32H179ZM255 33V34H256ZM4 34V33H3ZM27 34H29V32L27 33ZM49 34V33H48ZM199 34V35H198ZM262 34V33H261ZM30 35L32 36V34L30 33ZM36 35V34H35ZM112 35V34H111ZM174 35H175V32H174ZM202 35H204L203 33H202ZM257 35V34H256ZM1 36V35H0ZM3 36V35H2ZM24 36L25 35H23V39H24ZM37 36V35H36ZM46 36V35H45ZM114 36V35H113ZM169 36H171V34L169 35ZM168 36V37H169ZM11 37V38H10ZM42 37H43V35H42ZM117 37V36H116ZM255 37V36H254ZM258 37V36H257ZM261 37V36H260ZM264 37V36H263ZM36 38H38V37H36ZM35 38V39H36ZM200 38V39H199ZM21 39V38H20ZM26 39V38H25ZM28 39V38H27ZM114 39V38H113ZM116 39H118V38H116ZM116 39H114L117 43H115V44H123L122 42H124V41H122L121 42V40L120 39H118V40H120V41H118V40H116ZM254 39V38H253ZM15 40H17V39H15ZM32 40H34V39H32ZM36 40H38V39H36ZM109 41H107V42H109L110 43V41L111 42H113L112 40H110V39H108ZM207 40V39H206ZM208 40H210V39H208ZM39 42V41H38ZM41 42V41H40ZM101 42V41H100ZM105 42V41H104ZM106 42V43H107ZM209 42V41H208ZM260 42H262L261 44H260ZM46 43H48V42H46ZM206 43V42H205ZM255 43V42H254ZM258 43V42H257ZM15 45V47H16V43H14ZM21 44V43H20ZM25 44V43H24ZM28 44V43H27ZM29 44H31L32 45V42L31 43H29ZM40 44V43H39ZM114 44V43H113ZM209 44V43H208ZM207 44V45H208ZM251 44H252V42H251ZM262 44H264V41H259V44H256L257 46H259L260 47V45L262 46ZM37 45V44H36ZM35 45V46H36ZM41 45V44H40ZM51 45V44H50ZM109 46H110V44H108ZM126 45V44H125ZM167 45H169V46H167ZM14 46H13V48H14ZM48 45H46V47H47ZM107 46V45H106ZM120 46H122V45H120ZM203 46H204V43H203ZM23 47V46H22ZM40 47V46H39ZM51 47V46H50ZM79 47V46H78ZM112 47V46H111ZM110 47V48H111ZM169 47V48H168ZM207 47V46H206ZM229 47V46H228ZM227 47V48H228ZM250 47V46H249ZM258 47V49L260 50V48ZM264 47V46H263ZM262 47V48H263ZM4 48V47H3ZM27 49H28V51H30V48H31V46L29 45V48L28 47H26ZM42 48V47H41ZM45 48V47H44ZM54 48V47H53ZM109 48V47H108ZM113 48H114V45H113ZM115 48H116V46H115ZM114 48V49H115ZM119 48V47H118ZM126 48V47H125ZM129 48V49H130ZM168 48V49H167ZM208 48V47H207ZM255 48V47H254ZM1 49V48H0ZM8 49V48H7ZM16 49V48H15ZM22 49V48H21ZM104 49H105V46H104ZM114 49H113V51H114ZM119 49H121V48H119ZM128 49V50H129ZM200 49V48H199ZM257 49V51L259 52V50ZM43 49H41L40 50V53H41V51H42ZM46 50H49V49H44V54H45V51ZM100 49H98L97 51H99ZM103 50V49H102ZM106 50V49H105ZM111 50V49H110ZM109 50V51H110ZM227 50H229V48L227 49ZM262 50V51H261ZM260 50V52L262 53L263 52V50L264 49H261ZM1 51H2V49H1ZM20 51V50H19ZM50 51V50H49ZM53 51H54V49H53ZM52 51V53H54ZM56 51V50H55ZM117 51V50H116ZM123 51H125V50H123ZM127 51V50H126ZM254 51V50H253ZM22 52V51H21ZM118 52V51H117ZM170 52H171V50H170ZM169 52V53H170ZM225 52H227V51H225ZM225 52H224V56H226L225 55ZM33 53L34 52H32V53H30V54H32L33 55ZM56 53V52H55ZM102 53L104 54L105 53V51H102ZM121 53V52H120ZM119 53V55H121ZM126 53V52H125ZM198 53H199V51H198ZM197 53V54H198ZM222 53V52H221ZM220 53V54H221ZM5 54V53H4ZM18 54H20V53H18ZM29 54V53H28ZM36 54H38V53H36ZM36 54H34L33 56H35ZM47 54V53H46ZM102 54V55H103ZM112 54H113V52H112ZM232 54V53H231ZM257 54V53H256ZM255 54V55H256ZM6 55V54H5ZM22 55V54H21ZM40 55H43V53H41ZM48 56L50 55V52H49V54H47ZM52 55V54H51ZM101 55V56H102ZM117 55V54H116ZM171 55V54H170ZM255 55H252V57L253 56H255ZM46 55H44L43 57H45ZM47 56V57H48ZM75 56V55H74ZM73 56V57H74ZM79 56V55H78ZM114 56V55H113ZM118 56V55H117ZM123 56V55H122ZM169 56V55H168ZM220 56V55H219ZM224 56H222V57H224ZM230 56V55H229ZM233 56V55H232ZM258 56V55H257ZM5 57V56H4ZM9 57V56H8ZM7 57V58H8ZM21 57V56H20ZM30 57H32V56H30ZM51 56H49V58H50ZM83 57V56H82ZM89 57V56H88ZM104 57H105V55H103V57H101V58H103L104 59ZM110 56L107 54V52H106V60L108 59H111V58H109ZM111 57H112V55H111ZM166 57H167V55H166ZM171 57V56H170ZM173 57V56H172ZM233 57H235V56H233ZM232 57V58H233ZM13 58L15 59L16 57H14L13 56ZM36 58H39V57H37L36 56ZM52 58H54V56L52 57ZM81 58V57H80ZM86 58V57H85ZM92 58H93V56H92ZM113 58V57H112ZM125 58V57H124ZM123 58V59H124ZM141 58H143V59H141ZM200 58V57H199ZM205 58V57H204ZM262 58H263V56H262ZM2 59H3V57H2ZM6 59V58H5ZM32 59H34V58H31L30 60H32ZM47 59V58H46ZM72 59V58H71ZM117 59V58H116ZM173 59V58H172ZM218 59V58H217ZM224 59V58H223ZM228 59H230V57L228 58ZM252 59V58H251ZM256 59H257V57H256ZM259 59V58H258ZM264 59V58H263ZM262 59V60H263ZM8 60V59H7ZM19 60H20V58H19ZM29 60V61H30ZM35 60V59H34ZM38 60V59H37ZM76 60V59H75ZM94 60V59H93ZM163 60H164V57H163ZM167 60V59H166ZM166 60H164V61H166ZM174 60H175V58H174ZM196 60V62H195V65L193 66V61H195ZM208 60V59H207ZM207 60H206V62H207ZM250 60V59H249ZM14 62V63H12V62ZM11 63H9L8 62V64H9V66L8 65H4V67L6 68V66H8V69L7 70H4L5 68L4 67H0V87H1V84H3L4 82L3 81H5V78H4V76L5 75H7V73H9V74H11V76H12V72H14L15 71V65L14 64H16L15 63V61L14 60H12L11 59ZM48 61V60H47ZM53 61V60H52ZM55 61V60H54ZM69 61V60H68ZM161 61H162V63H161ZM200 61V60H199ZM198 61V62H199ZM213 61V60H212ZM219 61V60H218ZM238 61V60H237ZM252 61V60H251ZM1 62H3V61H0V63ZM33 62H35V61H33ZM43 62H45V60L43 61ZM104 62V61H103ZM124 62L126 63V61L124 60ZM124 62H121L122 64H124ZM214 62V61H213ZM212 62V63H213ZM223 62V61H222ZM226 62V61H225ZM261 62V61H260ZM30 63H31V61H30ZM36 63V62H35ZM40 63V62H39ZM42 63V62H41ZM68 63V62H67ZM78 63V62H77ZM81 63V62H80ZM110 63V62H109ZM116 63V62H115ZM165 63V62H164ZM167 63V62H166ZM170 63H171V60H170ZM204 63L205 62H203L202 64L204 65ZM208 63H209V61H208ZM208 63H207V65H208ZM218 63V62H217ZM229 63H230V61H229ZM234 64H233V69H234V65H235V63H236V61H234L233 62ZM253 63V62H252ZM168 64V63H167ZM173 64H171V65H173ZM200 64V63H199ZM198 64V65H199ZM209 64H211V62L209 63ZM218 64H220V62L218 63ZM224 64H227V62L226 63H224ZM223 64V65H224ZM231 64H232V62H231ZM0 65H2V64H0ZM17 65V64H16ZM19 65V64H18ZM17 65V66H18ZM31 65V64H30ZM66 65V64H65ZM72 65H76V64H72ZM93 65V64H92ZM119 65V64H118ZM121 65V64H120ZM206 65V64H205ZM214 65V64H213ZM217 65V64H216ZM222 65V64H221ZM239 65V64H238ZM241 65V64H240ZM243 65V64H242ZM241 65V66H242ZM27 66H29V65H27ZM36 66V65H35ZM43 66H44V64H43ZM85 66H87V65H85ZM95 66H97V65H95ZM99 66H100V64H99ZM101 66H103V63H101ZM122 66V65H121ZM120 66V67H121ZM126 66V65H125ZM124 66V67H125ZM164 66V65H163ZM192 66H193V68H194V70H193V72L191 71V69H192ZM200 66V65H199ZM202 66V65H201ZM209 66V65H208ZM217 66H219V65H217ZM251 66V65H250ZM23 67V66H22ZM31 67H33V66H31ZM69 67H71V65L69 66ZM68 67V68H69ZM84 67V66H83ZM91 67H93V66H91ZM106 67V66H105ZM171 67V66H170ZM169 67V68H170ZM172 67H174V66H172ZM210 67V66H209ZM245 67H246V65H245ZM244 67V68H245ZM30 68V67H29ZM66 68V67H65ZM85 68V67H84ZM123 68V67H122ZM165 68H167V66L165 67ZM169 68H167V69H165L166 71H169ZM196 68V69H195ZM222 68V67H221ZM229 68H232V67H229ZM236 68V67H235ZM238 68V67H237ZM236 68V69H237ZM44 69V68H43ZM64 69V68H63ZM87 69H88V67H87ZM86 69V70H87ZM93 69H94V67H93ZM98 69H101V68H98ZM125 69H126V67H125ZM174 69H175V67H174ZM174 69H172V70H174ZM178 69H176V70H178ZM206 69V68H205ZM211 69V68H210ZM212 69H214V67L212 68ZM216 69V68H215ZM232 69V70H233ZM240 69V68H239ZM252 69V68H251ZM28 70V69H27ZM37 70V69H36ZM39 70V69H38ZM37 70V71H38ZM42 70V69H41ZM40 70V71H41ZM45 70V69H44ZM102 70V69H101ZM171 70V69H170ZM217 71H218V69H216ZM215 70V71H216ZM221 70V69H220ZM25 71V70H24ZM30 71V70H29ZM65 70H63V72H64ZM67 71H69V70H67ZM164 71V69L162 70V73L164 74V73H166V72H163ZM222 71V70H221ZM224 71H226V70H224ZM245 71V70H244ZM248 71V70H247ZM21 72V71H20ZM23 72V71H22ZM34 72H36V71H34ZM44 72V71H43ZM61 72V71H60ZM84 72V71H83ZM107 72V71H106ZM190 72H192V73H190ZM209 72H210V70H209ZM227 72V71H226ZM234 72V71H233ZM236 72H237V70H236ZM261 72V71H260ZM18 73V72H17ZM23 73H25V72H23ZM59 73V72H58ZM62 73V72H61ZM74 73V72H73ZM72 73V76L74 75ZM86 73V72H85ZM109 73H110V71H109ZM189 73V74H188ZM212 74H214L213 73V70H212V72H211ZM228 73H229V71H228ZM8 74V76H10ZM14 74H16V73H14ZM40 74H41V72H40ZM112 74V73H111ZM166 74V75H167ZM195 74V73H194ZM198 74V73H197ZM196 74V75H197ZM204 74V73H203ZM218 74H220V72L218 73L217 72V75ZM224 74V73H223ZM251 74V73H250ZM254 74V73H253ZM20 75H21V73H20ZM23 75V74H22ZM25 75H26V73H25ZM25 75H23V76H25ZM58 75V74H57ZM62 75H63V73H62ZM69 75V74H68ZM83 74H81V76H82ZM98 75V74H97ZM102 75V74H101ZM202 75V74H201ZM216 75V74H215ZM216 75V76H217ZM241 75V74H240ZM18 76V75H17ZM32 76V75H31ZM35 76H37L36 74H35ZM71 76V77H72ZM93 76V75H92ZM91 76V77H92ZM95 76V75H94ZM163 76H165V75H163ZM195 76V75H194ZM194 76H193V80H194ZM199 76V75H198ZM197 76V77H198ZM203 76V75H202ZM206 76V75H205ZM208 76H210V75H208ZM212 76V75H211ZM219 76V75H218ZM224 76V75H223ZM245 76H246V74H245ZM253 76V75H252ZM20 77V76H19ZM28 77V76H27ZM68 78H69V76H67ZM99 77L100 78H102L103 77V75L102 76H100L99 75ZM98 77V78H99ZM105 77V76H104ZM187 77V78H186ZM215 76L213 75V77H212V79L214 78ZM247 77H249V75H247ZM8 78V77H7ZM21 78H22V76H21ZM61 78V77H60ZM64 78V77H63ZM66 78V77H65ZM77 78V77H76ZM85 78H86V76H85ZM110 78H111V76H110ZM160 78H161V76H160ZM164 78H166V77H164ZM224 78V77H223ZM241 78V77H240ZM250 78H252V77H250ZM8 79H10V78H8ZM14 79V78H13ZM46 79V78H45ZM50 79V78H49ZM54 79V78H53ZM57 79V78H56ZM71 79V78H70ZM73 79V78H72ZM195 79H197V78H195ZM208 79H210L209 77H208ZM215 79H217V78H215ZM244 79V78H243ZM242 79V80H243ZM15 80V79H14ZM18 80H20V79H18ZM66 80H67V78H66ZM90 80V79H89ZM98 80V79H97ZM104 80H105V78H104ZM103 80V81H104ZM111 80V79H110ZM137 80V79H136ZM146 80V79H145ZM154 80H156V79H154ZM158 80V79H157ZM156 80V82H158ZM189 80V79H188ZM246 80H247V78H246ZM13 81V80H12ZM25 81H27V80H25L24 79V82ZM29 82H30V80H28ZM45 81V80H44ZM58 81V80H57ZM70 81V80H69ZM77 81V80H76ZM86 81H87V79H86ZM93 80H91V82H92ZM96 80H94L93 82H95ZM102 81V80H101ZM102 81V82H103ZM107 81V80H106ZM149 81V80H148ZM152 81V80H151ZM177 81V82H178ZM185 81V82H184ZM190 81V80H189ZM195 81V80H194ZM193 81V82H194ZM241 81V80H240ZM3 82V83H2ZM18 82V81H17ZM17 82H15V83H17ZM28 82V83H29ZM32 82V81H31ZM52 82V81H51ZM50 82V83H51ZM88 82V81H87ZM87 82H85L86 84H87ZM99 82V81H98ZM101 82V83H102ZM108 82H109V78H108ZM108 82H106L107 84H108ZM112 82V81H111ZM139 82V81H138ZM143 82V81H142ZM145 82V81H144ZM143 82V83H144ZM159 82H160V80H159ZM159 82H158V85H160V87H161V84H162V87L164 86V82H160L161 84H159ZM167 82V83H168ZM251 82H252V80H251ZM9 83V82H8ZM15 83H14V85H15ZM45 83V82H44ZM49 83V82H48ZM56 83H58V82H56ZM75 83V82H74ZM83 83V82H82ZM100 83V82H99ZM98 83V84H99ZM110 83V82H109ZM113 83V82H112ZM148 83V82H147ZM151 83V82H150ZM149 83V84H150ZM245 83H248V82H245ZM18 84V83H17ZM31 84V83H30ZM61 84V83H60ZM71 84V83H70ZM79 84H80V82H79ZM90 84V83H89ZM88 84V85H89ZM94 84V83H93ZM119 84V85H120ZM128 84V85H129ZM137 84V83H136ZM135 84V85H136ZM149 84H148V86H149ZM154 84V83H153ZM176 84V83H175ZM197 84V87L199 88V86H198V83H196ZM206 84V83H205ZM29 85V84H28ZM52 85V84H51ZM55 85H57V84H55ZM63 85V84H62ZM72 85V89H73V84H71ZM76 85V84H75ZM81 85V84H80ZM83 85V84H82ZM103 85V84H102ZM167 85V84H166ZM171 85V84H170ZM169 85V86H170ZM187 85V84H186ZM194 86H195V84H193ZM201 85V84H200ZM213 85V84H212ZM243 85V84H242ZM19 86V85H18ZM54 85H52L51 86V88L53 87ZM93 86V85H92ZM99 86H101V85H99ZM98 86V87H99ZM137 86V85H136ZM136 86H135V88H136ZM171 86H173V84L171 85ZM188 86V85H187ZM192 85H191V82H190V87H191ZM194 86H192V88L194 87ZM204 86V85H203ZM244 86V85H243ZM6 87H7V85H6ZM14 87V86H13ZM27 87V86H26ZM82 87V86H81ZM84 87V86H83ZM82 87V88H83ZM89 87H90V85H89ZM213 87V86H212ZM211 87V88H212ZM19 88V87H18ZM50 88V87H49ZM56 88V87H55ZM87 88V87H86ZM113 88H115V90L113 89ZM124 88H125V85H124ZM126 88H128V86L126 87ZM138 88L140 89V91H142L143 90V88H146V84H139V86H138ZM156 88V87H155ZM165 88V87H164ZM200 88H201V86H200ZM241 88V87H240ZM2 89V88H1ZM21 89V88H20ZM27 89V88H26ZM70 89V88H69ZM77 89V88H76ZM85 89V88H84ZM89 89H91V87L90 88H88V90ZM100 89V88H99ZM101 89H102V87H101ZM113 91H112V90ZM129 89V88H128ZM130 89H132L131 88V86H130ZM134 89V88H133ZM132 89V90H133ZM137 89V88H136ZM139 89H137V90H139ZM213 89H214V87H213ZM29 90V89H28ZM46 90V89H45ZM86 90V89H85ZM103 90V89H102ZM122 90V89H121ZM137 90L136 91H132L133 92V95L131 96V98H129V96L128 95H126V96H128V97H126V96H124V97H122L123 99L125 98V101H124V103H125V106L126 105H128V108H127V106H126V110L128 111V109L130 110H132V107H134V105H133V103H135V105H137L136 103H138V101H137V97L140 95V91H138V93H139V95L137 96ZM146 91H147V88L145 89ZM195 90H197V88L195 89ZM53 91H55V90H53ZM60 91V90H59ZM76 91V90H75ZM123 91V90H122ZM131 91V90H130ZM146 91H145V93H146ZM148 91H150V90H148ZM190 91H193V89H191ZM208 91V90H207ZM246 91V90H245ZM29 92H31V91H29ZM46 92H49V91H46ZM58 92V91H57ZM57 92H55V94H58ZM67 92V91H66ZM76 92H79L78 90L76 91ZM84 92V91H83ZM97 92V91H96ZM102 92H104L105 94H106V92H105V90H103ZM101 92V93H102ZM108 92V91H107ZM125 92V91H124ZM131 92V93H132ZM212 92H214V91H212ZM242 92V91H241ZM1 93V92H0ZM81 93V92H80ZM79 93V94H80ZM94 93V92H93ZM108 93H110V92H108ZM107 93V94H108ZM129 93V92H128ZM127 93V94H128ZM143 93V92H142ZM151 93V92H150ZM189 93V92H188ZM188 93H186V94H188ZM199 93V92H198ZM207 93V92H206ZM214 93H216V92H214ZM43 94V93H42ZM51 94V93H50ZM55 94L53 95V93H52V97L51 96H49V99H46V101H45V104H46V107L48 106V104L49 103H52L53 104V106L55 105V103H57V102H52V99H54V100H56L57 98V95L55 96ZM71 94V93H70ZM73 94V93H72ZM71 94V96H73V97H75V95H77V94H75V92H74V94L72 95ZM86 94V93H85ZM113 94V93H112ZM115 94V93H114ZM121 94V93H120ZM261 94V93H260ZM46 96H47V93L45 94ZM49 95V94H48ZM58 95H60V94H58ZM65 95H66V93H65ZM82 95V94H81ZM87 95V94H86ZM93 95V94H92ZM97 95V94H96ZM117 95V94H116ZM116 95L114 96V97H116ZM124 95V94H123ZM131 95V94H130ZM160 95V94H159ZM158 95V97L160 98V96ZM183 95V94H182ZM198 95V94H197ZM204 95H205V93H204ZM203 95V96H204ZM213 95V94H212ZM212 95H210V96H212ZM25 96H26V93H25ZM46 96H45V98H46ZM55 96V98H53ZM63 96H64V94H63ZM80 96V95H79ZM100 96H102V95H100ZM109 96H111V94L109 95ZM108 96V97H109ZM149 96V95H148ZM178 96H179V99H180V93L178 94ZM184 96V95H183ZM199 96H200V94H199ZM245 96V95H244ZM43 97V96H42ZM84 97V96H83ZM104 97H105V95H104ZM107 97V98H108ZM112 97V96H111ZM120 97H121V95H120ZM157 97V98H158ZM205 97V96H204ZM204 97H202L203 99H204ZM236 97V96H235ZM238 97V96H237ZM242 97V96H241ZM25 98V97H24ZM44 98V99H45ZM47 98H48V96H47ZM69 97H67V99H68ZM77 98V97H76ZM80 98H82V97H80ZM103 98V97H102ZM139 98H140V96H139ZM138 98V99H139ZM143 98H145V97H143ZM158 98V99H159ZM206 98V97H205ZM106 99V98H105ZM162 99H163V97H162ZM179 99H178V97H177V99L176 100H178L179 101ZM189 99V98H188ZM193 99H195L194 97H193ZM201 99V98H200ZM207 99V98H206ZM206 99L205 100H203V101H206ZM208 99H209V97H208ZM238 99H240V98H238ZM48 100V101H47ZM71 100V99H70ZM75 100H77V99H75ZM86 100V99H85ZM100 99H98V100H96V98H95V102L96 101H99ZM109 100V99H108ZM160 100V99H159ZM159 100H157L156 99V101H154L157 105L159 104L160 105V103H162V101L160 102ZM164 100V99H163ZM167 99L165 98V102H167L166 101ZM174 100V99H173ZM186 100V99H185ZM61 101V100H60ZM80 101V100H79ZM102 101H106V102H109V101H107V100H102ZM122 100H120V102H121ZM139 101H140V99H139ZM141 101H142V98H141ZM146 101V100H145ZM181 101V100H180ZM179 101V102H180ZM234 101H235V99H234ZM238 101V100H237ZM240 101V100H239ZM37 102V101H36ZM40 102V101H39ZM46 102H48V104L46 103ZM82 102H84L83 100H82ZM89 102V101H88ZM103 102V103H104ZM143 102H144V100H143ZM151 102V101H150ZM178 102V103H179ZM184 102V101H183ZM186 102V101H185ZM193 102V101H192ZM202 102V101H201ZM211 102V101H210ZM246 102V101H245ZM81 103V102H80ZM117 103V102H116ZM116 103H114V104H116ZM142 102H140V104H138L137 106H139V105H142L141 104ZM149 103V102H148ZM153 103V102H152ZM151 103V104H152ZM155 103H154V105H155ZM169 103V101L167 102V104ZM176 103H177V101L174 103L175 105H176ZM177 103V104H178ZM198 103V102H197ZM207 103H209V102H207ZM238 103V102H237ZM244 103V102H243ZM33 104V103H32ZM37 104V103H36ZM60 104V103H59ZM88 104V103H87ZM106 104V103H105ZM109 104V103H108ZM108 104H107V107H108ZM113 104V105H114ZM167 104L165 105V104H163L162 103V105L164 106H167ZM181 104V103H180ZM202 103H200L199 104V106L201 105ZM236 104V103H235ZM240 104V103H239ZM248 104V103H247ZM38 105H39V103H38ZM77 105V104H76ZM82 105V104H81ZM84 105H86V104H84ZM93 105H95V103L93 102ZM98 105V104H97ZM117 105V104H116ZM122 105V104H121ZM158 105V106H159ZM169 105V104H168ZM171 106L173 105V104H170ZM169 105V106H170ZM174 105V106H175ZM182 105H184V104H182ZM210 105H211V103H210ZM34 106H36V105H34ZM33 105H32V107H34ZM41 106V105H40ZM43 106V105H42ZM49 106H50V104H49ZM49 106H48V108H49ZM52 106V105H51ZM50 106V107H51ZM79 106H80V104H79ZM83 106V105H82ZM82 106H80V107H82ZM102 106H104V105H102ZM115 106V105H114ZM136 106V107H137ZM170 106V107H171ZM31 107V108H32ZM38 106H36V108H37ZM45 107V106H44ZM44 107H42L43 109H44ZM46 107H45V109H44V112L45 111H47V110H49L48 108L46 109ZM55 107V106H54ZM77 107V106H76ZM87 106H85V108H86ZM106 107V106H105ZM109 107H111L110 105H109ZM113 107V106H112ZM118 107V106H117ZM156 107V108H155ZM154 108H152L153 110L154 109H157V106H155ZM160 107V106H159ZM170 107H168L169 109H166L165 107V109L164 110H168L167 111V115L169 116V118H170V115H169V113H170V111L171 112H173L172 110V107H171V109H170ZM176 107V108H175ZM174 108L175 109H177V111H179L180 109H178L179 107H181V106H179L178 108H177V105L175 106ZM190 107V106H189ZM188 107V108H189ZM201 107V106H200ZM199 107V109H201ZM208 107V106H207ZM215 106H213L212 107V109L211 110H213V108H214ZM235 107V106H234ZM236 107H237V105H236ZM240 107H242V106H240ZM42 108L41 109H39V108H37L36 110H31V111H33V112H31V113H29V114H33L34 116L33 117H38V121L40 120L39 118L41 117V112L42 113H44L43 112V110H42ZM52 108V107H51ZM83 108H84V106H83ZM83 108H81V109H83ZM84 108V109H85ZM90 108H92V106L90 107ZM89 108V109H90ZM94 106H93V108H92V110H94ZM119 108V107H118ZM138 108V107H137ZM140 108V107H139ZM143 108V105H142V107L140 108V110H139V112H140V115L142 114L141 112H143L144 110L142 109ZM147 108V107H146ZM149 108H151V107H149ZM183 108V107H182ZM182 108H181V110H182ZM188 108H186V109H188ZM192 108V106L190 107V110H192L191 109ZM211 108V107H210ZM216 108V107H215ZM214 108V109H215ZM247 108V107H246ZM20 109V108H19ZM61 109H62V107H61ZM60 109V110H61ZM65 109V108H64ZM80 108H79V110H81ZM103 109H104V107H103ZM110 109V108H109ZM142 109V110H141ZM160 109V108H159ZM231 109V108H230ZM236 109V108H235ZM239 109V108H238ZM244 109V108H243ZM248 109V108H247ZM250 109V108H249ZM248 109V110H249ZM53 110V109H52ZM59 110V111H60ZM75 110H77L76 108H75ZM79 110H78V112H79ZM86 110H87V108H86ZM92 110H90V111H92ZM101 110H102V108H101ZM135 109L133 108V110L132 111H134ZM163 110V108H161V111ZM162 111V114H161V117H162V115H163V112H164V114H165V112L166 111ZM207 110H209V109H207ZM56 111V110H55ZM120 111V110H119ZM122 111H123V109H122ZM122 111H120V112H122ZM136 111V110H135ZM151 111V110H150ZM149 111V112H150ZM157 111V110H156ZM176 111V110H175ZM199 111V110H198ZM202 111H203V107H202ZM233 112H234V110H232ZM237 111H239V110H237ZM24 112V111H23ZM63 112V111H62ZM76 112V111H75ZM81 112H85L86 113V111H82L81 110ZM89 112V111H88ZM108 112V111H107ZM117 112V111H116ZM130 112V111H129ZM129 112H127V113H129ZM148 112V113H149ZM184 112V108H183V110H182V114H185V115H183V120H179L177 117H176V115H178V114H180L181 115V113H179V112H176L175 113V118H177V121L175 122L176 124H174V125H176L177 127H176V129L178 128L179 129V131H180V129H182V131L184 132V131H188V132H186V134H185V137H187L188 139H189V132H191V135L192 136H194V137H192V139H194V138H196V136H198L199 134H198V130H196V131H198V132H196L195 131V129L193 130V131H195L196 133L195 134H192V133H194L191 129V125L189 126V124H191V122H193L194 123V121H193V118H190L191 116L193 117V115H190V114H192V112H194V110L193 111H189V109L188 110H185V113H183ZM190 113V114H186V113ZM243 112V111H242ZM252 112V111H251ZM40 113V114H39ZM47 113H49V111H47ZM51 113V112H50ZM61 113V112H60ZM59 113V114H60ZM67 113V112H66ZM65 113V116L67 115ZM84 113V114H85ZM94 113V112H93ZM131 113V112H130ZM144 113V112H143ZM152 113V112H151ZM156 113H159V111H157ZM178 113V114H177ZM200 113H201V111H200ZM237 113V112H236ZM236 113H234V115H235V117H237L236 115ZM22 114V113H21ZM20 114V115H21ZM76 114V113H75ZM78 114H80V112L78 113ZM78 114H77V116H78ZM111 114H114V113H111ZM139 114V113H138ZM171 114V113H170ZM233 114V113H232ZM231 114V115H232ZM240 114V111L238 112V115ZM39 115V116H38ZM44 115V114H43ZM62 115H64V113H62ZM70 115V114H69ZM82 115V113L80 114V116ZM90 113H88L87 115L85 114V116H87L86 118H87V120H88V122L87 121H85V125H86V123L88 124H90L91 123V121L89 122V119H88V117H91L92 118V115H90ZM108 115V114H107ZM110 115V114H109ZM123 115V114H122ZM133 115H134V113H133ZM147 115H149V116H147ZM152 115H153V117L155 116V113L153 114L152 113ZM167 115H164V117L166 116L167 117ZM190 115V116H189ZM202 115H205L204 114V112H203V114ZM242 115V114H241ZM45 116H46V113H45ZM52 116V115H51ZM128 116V115H127ZM132 116V115H131ZM138 116V115H137ZM137 116H135L134 115V117L132 116V117H130V118H128V121H129V123L127 122V124H129L130 125V127H131V125H132V127L133 126H135L136 124V122H137ZM146 116V117H145ZM144 117V119H148V117H150L148 120H146V121H144L145 123H146V125H150V127H144V128H140L139 127V125H140V123L139 122H137L138 124L136 125V127L138 126V130L135 128V127H133L134 129H136L135 131L137 132L136 134L134 133V136L133 137H131L132 136V134L130 135L129 133V135L128 136H130L131 138H128V137H125L124 138V142H123V138H122V142H120V139H121V137H120V139L118 140V135H116V134H114L115 136H116V140L115 141H118V145H119V147L116 145V147H118L116 150V153L114 154V155H112L111 157L113 158V157H115L117 154H120L119 156H117L118 157V159H121V157L124 155L125 157L127 156V158L129 157V156H131V155H134V153H136V150H138L137 149V147L136 146H138V145H140V150H138L137 151V155H141L142 154V156L144 157V160H145V164L143 165V166H141V167H137V165L138 166H140V165H142V164H138L137 162H139L140 161V159H139V161H136V159H134L135 157H133V159H132V162L134 161V163L136 164L137 163V165L134 167V165H132V164H134V163H131V162H127V168L125 169L124 167V172L122 171V170H120V172H119V174H118V171H114V169H112L113 168V166L114 165H117L118 163H116V158L117 157H115V158H113V160L112 161H110L109 159H107L105 162V164L103 163L102 164V166L100 167V169L98 170V172H96V173H99V178H98V181H96L95 180V182L96 183H98V182H100L99 184H101V185H103L104 187H102L101 185H99L98 184V187L100 186V188H98V187H96V188H98V189H100V190H96L95 191V193L93 194V192H91V196H93V197H91V200H90V197H89V199L88 200H90L89 202H88V205H87V209H90L91 211H89L90 213H89V219H86V220H89V222L86 224L85 223V226H86V228H87V230H86V238H88L89 237V239H90V237L91 238H93L94 236H95V238H96V233H97V231L99 232L100 231V229H105V232L104 231H102L103 233H105L106 234V232H107V234H109V232H110V234H109V237H108V235L106 234H104L103 236L105 237L106 236V238H107V241H105L104 243H105V246L107 245L108 246V243H111V240H114V239H112V238H117V237H119L120 238V236H119V233L121 232V234H124V231L127 233V235H128V240H125V242H123L122 241V249H121V252L122 253H125L126 251H128V252H126V253H128L129 254V250H134L135 249V251L136 250H138V251H136V252H138L137 254L139 255V254H141V253H143V252H145V257H149V259H151L152 260V264H175V263H177V261L176 262H174V258H177V259H180L181 257H182V255L184 254L186 257H187V255H188V252H187V249H190L189 247L190 246H192L193 245V239H190L189 241H191V244H190V246L189 247H184L183 245V247L182 246H179V245H181L182 243H186V241L188 240H186V241H182V238H184L182 235H184V230H185V228L184 227H182L181 229H180V231L182 232V230H183V234L182 233H180V232H178L177 230H166V232H165V230L163 231V230H161L162 229V227H161V224L163 225V223H166L165 221H168V219L167 220H162L161 219V217H160V219H159V216L157 217H154L155 219L156 218H158L159 219V221L161 222V224L160 225H158V226H155L156 224L153 222V221H155V219L153 218L152 219V221H151V219H150V217L149 216H151V215H149L147 212H148V209H150L151 208V206H148V205H150V203H151V201H153V198L151 199V197H150V199H151V201L150 202H147V199H149L148 197L150 196V195H154L153 197L156 199V198H159L160 196H161V193H160V191L159 190H157V192L158 193H160V196L158 197L157 195H158V193L156 192H154L153 190L151 191V192H149L150 190H146V191H144V186H145V188L146 187H148L147 186V184L149 183V182H151L149 179V176L151 177V175H149L150 173H153V171H155L156 170V167L158 166V165H160L159 164V162L161 163V161H157V160H161V159H156L155 160V158L157 157L156 156V152H158V151H160V150H162V152H163V150L165 149L164 147L166 146V145H168V143L170 142V140L171 139H173V138H175L174 136L177 134V130L175 129V126H174V131L176 132V134L175 133H173V134H171L172 132H174V131H172V129H171V132H169L170 131V129H168L167 128V126H166V124H165V126L163 125V128L161 129V130H158V129H160L161 127H160V125H161V123L159 124L158 122V124H159V127H158V129L155 127L154 128V126H153V123H156V122H153V120H155L154 118H152V116L150 115V114H146ZM208 116V115H207ZM42 117H44V116H42ZM48 117L50 118V116L48 115V116H46V118L48 119ZM59 117V118H58ZM58 117H56V115H55V117H53V121L55 120V118H56V120L54 121V123L55 122H57V121H59L60 119H61V123H59V124H61V127H62V125H63V127L62 128H64V129H66L68 132L70 131V133L69 134H71V132L72 131H75L74 129H76V128H78L77 127V125H79V124H76V122H72V123H70L71 122V120L74 118H72V119H70V122L68 121V124L67 123H65L64 122V119H66V117H63V116H61V115H59ZM82 117V116H81ZM81 117H79L80 118V120L82 119L83 120V117L81 118ZM97 117V116H96ZM111 117V116H110ZM156 117H158L157 116V114H156ZM161 117H160V115H159V117L158 118H160L161 119ZM198 117H199V114H198ZM197 116H196V114H195V117L194 118H198ZM246 117V116H245ZM244 117V118H245ZM2 118V117H1ZM46 118H45V120H46ZM57 118L59 119V120H57ZM70 118V117H69ZM78 118V119H79ZM85 118V117H84ZM143 118V117H142ZM142 118L140 119V121L142 120ZM163 118V117H162ZM168 118V119H169ZM174 118V119H175ZM180 118V117H179ZM207 118V117H206ZM238 118H240V115H239V117H237V119H235L236 121V123H237V120H238ZM16 119H17V117H16ZM35 119V121H36V118H34ZM51 119V118H50ZM77 119V120H78ZM157 119V118H156ZM160 119H158L159 121H160ZM230 119V118H229ZM231 119L232 120H230V122L228 121L227 123H229V125L231 126V123H233L232 125H234L235 123H234V118H233V116H231ZM241 119V118H240ZM18 120V119H17ZM32 120V119H31ZM50 121V122H52L53 123V121ZM67 120H69V119H67ZM66 120V121H67ZM79 120V121H80ZM85 120V119H84ZM95 120V119H94ZM119 120V119H118ZM124 120H126V118L124 119ZM157 120V121H158ZM167 119L165 118V120L164 121H166ZM170 120V119H169ZM207 120V119H206ZM227 120H228V118H227ZM19 121V120H18ZM18 121H17V123H18ZM20 121H22V120H20ZM36 121L37 122V124L38 125H36V122H35V125H36V127L34 126V129H33V131L31 130V138H37V139H35V140H38V138H39V135H40V131L42 132V131H44L45 132V130L47 131L50 127L48 126L49 124L51 125V123H47V122H41V121ZM42 121H43V119H42ZM48 121V120H47ZM108 121V120H107ZM111 121H113V120H111ZM121 121V120H120ZM139 121V120H138ZM173 121V120H172ZM175 121V120H174ZM198 119H196V122L195 123H197V124H199V122L200 121H198ZM204 121V120H203ZM225 121V120H224ZM232 121V122H231ZM238 121H240V120H238ZM242 121V120H241ZM24 122V121H23ZM41 122V123H40ZM64 122V123H63ZM84 122V121H83ZM82 122V123H83ZM144 122H142L144 125H145V123ZM153 122V123H152ZM207 122V121H206ZM12 123V122H11ZM25 123H26V121H25ZM24 123V124H25ZM79 123V122H78ZM95 123V122H94ZM111 123V122H110ZM125 123V122H124ZM133 123L135 124V125H133ZM166 123V122H165ZM168 124H169V122H167ZM214 123V122H213ZM227 123H225L224 122V124H227ZM84 124V123H83ZM96 124H97V122H96ZM142 124V125H143ZM163 124V123H162ZM184 124V125H183ZM11 125V124H10ZM21 125H22V122H21ZM28 125V124H27ZM26 125V126H27ZM30 125V124H29ZM54 125V124H53ZM91 125V124H90ZM124 125V124H123ZM126 125V124H125ZM128 125V126H129ZM193 125V124H192ZM195 126L194 127H196V124H194ZM204 125H205V123H204ZM204 125H202V126H204ZM207 125H210L211 126V124H207ZM221 125V124H220ZM228 125V124H227ZM239 125V124H238ZM237 125V126H238ZM20 126V125H19ZM26 126H25V128H26ZM60 126V125H59ZM82 126V125H81ZM97 126H99V125H97ZM109 126V125H108ZM170 126H171V124H170ZM169 126V127H170ZM201 126V125H200ZM209 126V127H210ZM236 125H234L233 127H235ZM28 127H30V126H28ZM53 127V126H52ZM60 127V128H61ZM90 126L88 125V128H89ZM96 127V126H95ZM129 127V128H130ZM226 127V126H225ZM228 127V126H227ZM232 127V128H233ZM20 128V127H19ZM24 128V127H23ZM32 128V127H31ZM36 128V129H35ZM85 128H87V127H85ZM85 128H84V130H85ZM92 128H93V126H92ZM111 128V127H110ZM127 128V127H126ZM133 128H132V130H133ZM172 128V127H171ZM184 128V129H183ZM185 128H191V129H185ZM198 129H199V127H197ZM196 128V129H197ZM208 128V127H207ZM217 128V127H216ZM220 128H223V127H220ZM219 128V129H220ZM231 128V127H230ZM15 129V128H14ZM27 129V128H26ZM91 129V128H90ZM121 129V128H120ZM128 129V128H127ZM131 129V128H130ZM130 129H129V131H130ZM202 129V128H201ZM225 129V128H224ZM244 129V128H243ZM60 130V129H59ZM63 130V129H62ZM116 130V132H118L117 131V129H115ZM220 130H222V129H220ZM229 129H227V131H228ZM245 130V129H244ZM244 130H236V131H234V135H232V136H229V135H227V136H225V134H223V136H225L224 138H226V140H228V141H225V142H227V143H225L224 142V144H225V146H222V145H220L219 147H217L218 145H216L215 144V147H217V149H215L214 148V152H211V154H213V159H215L216 160V162L218 163V159H219V162H221V160L223 159V158H225V157H227V155H228V153H230L231 151V148L233 149V146H234V144L235 145H237L238 146V144H240V143H238V141L239 142H241V144H242V141H243V144H245L246 142H244L245 140H247L248 138H247V135H246V132H244ZM19 131H21V130H19ZM19 131H18V133H19ZM53 131H57V130H53ZM61 131V130H60ZM67 131H63V132H65V134H63V136L65 135L66 136V133H67ZM78 131V130H77ZM90 131V130H89ZM109 131V130H108ZM134 130L132 131V132H135ZM203 131V130H202ZM44 132H42L44 135L47 133H44ZM81 132H83V134H84V131L82 130ZM86 132H88V131H86ZM127 132H128V130H127ZM182 132V133H183ZM218 132H219V130H218ZM17 133V134H18ZM39 133V134H38ZM54 133H56V132H54ZM52 131H51V137L52 136H54L53 134H54ZM119 133V132H118ZM121 133V132H120ZM187 133H188V135H187ZM201 133V132H200ZM222 133V132H221ZM223 133H224V131H223ZM69 134H67V138L69 139L70 138V135ZM73 134V133H72ZM72 134H71V136H72ZM80 134H82V133H80ZM90 134V133H89ZM91 134H93V132H91ZM108 134V133H107ZM124 134V133H123ZM181 134V133H180ZM179 134V135H180ZM196 134H198V135H196ZM204 134V133H203ZM202 134V135H203ZM216 134H219V133H216ZM27 135L28 136H26L27 138L29 137V134L27 133ZM37 135H38V137H37ZM42 135V134H41ZM57 135V136H56ZM56 135L54 136V138L52 139V140H56V139H58L59 137H58V135L59 134H57L56 133ZM68 135H69V137H68ZM76 135V134H75ZM85 135H87V133H85ZM95 135V134H94ZM113 135V136H114ZM121 135V134H120ZM125 135V134H124ZM135 135H137V136H135ZM171 135H173L172 137H171ZM187 135V136H186ZM221 135V134H220ZM43 136V135H42ZM46 136V135H45ZM44 136V137H45ZM62 135H60V138H62L61 137ZM80 136V135H79ZM87 136H90V135H87ZM92 136V135H91ZM107 136V135H106ZM177 136V135H176ZM222 136V135H221ZM220 136V137H221ZM222 136V137H223ZM21 137V136H20ZM47 137V136H46ZM55 137H57L56 139H55ZM74 138L75 137H77L76 138V141H77V139H78V136H73ZM73 137H72V140H73ZM178 137V136H177ZM199 137V136H198ZM198 137H197V139H198ZM229 137V138H228ZM251 137V136H250ZM59 138V139H60ZM65 138V137H64ZM64 138H62V139H64ZM84 138V137H83ZM86 138V137H85ZM98 138V137H97ZM105 138V137H104ZM26 139V138H25ZM66 139V138H65ZM68 139H67V141H68ZM88 139H91V138H88ZM94 139H96V138H94L93 137V140ZM99 139V138H98ZM101 139V138H100ZM170 139V140H169ZM178 139H179V137H178ZM183 139V138H182ZM34 140V141H35ZM70 140H71V138H70ZM69 140V141H70ZM79 140V139H78ZM93 140L92 141H90V142H93ZM107 140H109V139H107ZM112 140V139H111ZM169 140V141H168ZM174 140V139H173ZM194 140H196V139H194ZM212 140V139H211ZM249 140V139H248ZM30 143L32 142V144H33V139H31V140H28ZM64 141V140H63ZM67 141L65 142L66 143V146H67ZM97 141L98 140H96V143H97ZM100 141V140H99ZM102 141V140H101ZM100 141V142H101ZM168 141V143L166 144V142ZM175 141H176V139H175ZM191 141V140H190ZM250 141V140H249ZM28 142V143H29ZM38 142H39V140H38ZM37 142V143H38ZM73 142V141H72ZM71 142V143H72ZM75 142V141H74ZM113 142V141H112ZM172 142V144H173V142L174 141H171ZM171 142L169 143V147L171 146ZM235 142V143H234ZM36 143V142H35ZM55 143V142H54ZM60 144H62L61 142H59ZM70 143V142H69ZM95 143V144H96ZM103 143V142H102ZM110 143H111V141H110ZM193 143V142H192ZM53 144V143H52ZM75 144H76V142H75ZM78 144H80L79 143V141H78V143L76 144L77 145V147H78V150H80L79 149V146H78ZM93 144V143H92ZM195 144V143H194ZM221 144H223V143H221ZM223 144V145H224ZM28 145V144H27ZM30 145V144H29ZM40 145V144H39ZM58 145V144H57ZM73 143L72 144H70V146L68 147L67 146V148L66 149H68V148H71V147H73V146H75V145H73ZM99 145V144H98ZM210 145V144H209ZM214 145V144H213ZM250 145V144H249ZM35 146V145H34ZM62 146V145H61ZM64 146V145H63ZM91 146V145H90ZM110 146V145H109ZM173 146V145H172ZM211 146V145H210ZM222 146V147H221ZM237 146L235 147L234 146V149H237ZM242 146V145H241ZM246 146V145H245ZM244 146V147H245ZM252 146V145H251ZM28 148L27 149H29V151H31L30 150V148H29V146H27ZM32 145H31V149H32ZM55 147V146H54ZM53 147V148H54ZM81 147V146H80ZM94 147V146H93ZM96 147V146H95ZM167 147V146H166ZM225 147H227V148H230V152H228L227 150H226V152H225ZM239 147V146H238ZM243 147V148H244ZM35 148V147H34ZM52 148V149H53ZM56 148V147H55ZM100 148V147H99ZM104 148V147H103ZM161 148V149H160ZM178 148V147H177ZM213 148V147H212ZM65 149V148H64ZM63 149V150H64ZM66 149L64 150V151H66ZM75 149H77V148H74V150ZM90 149H91V147H90ZM89 149V150H90ZM94 149V148H93ZM105 150H106V148H104ZM103 149V150H104ZM167 149H169V148H166L165 149V151L167 150ZM204 149V148H203ZM207 151H208V149H209V147L207 146V148H205ZM56 150V149H55ZM174 150V149H173ZM240 150V149H239ZM250 150V149H249ZM28 151V152H29ZM33 151V150H32ZM32 151H31V153H32ZM40 151V150H39ZM51 151V150H50ZM64 151H63V155H65L64 154ZM73 150L71 149V151L69 150V152L71 153ZM76 151V150H75ZM94 153H92L91 151V154L89 155L90 156V158L91 159H93V158H95L97 155V157H99L100 156V153L102 154V152H100V153H98L97 155H95V153H97V152H95L96 151V149L95 150H92ZM99 151V150H98ZM115 151V150H114ZM140 151V152H139ZM171 151H172V149H171ZM234 151V150H233ZM26 152V151H25ZM109 152V151H108ZM112 152H113V150H112ZM138 152H139V154H138ZM161 152V151H160ZM159 152V153H160ZM173 152V151H172ZM209 152V151H208ZM27 153V152H26ZM25 153V154H26ZM35 153V152H34ZM41 153V152H40ZM43 153V152H42ZM52 153H54L53 152V150L51 151V155H52ZM56 153H58V152H56ZM55 153V154H56ZM60 153V152H59ZM66 153V152H65ZM72 153H75L74 151L72 152ZM71 153V154H72ZM77 153V152H76ZM141 153V154H140ZM167 153H168V151H167ZM222 153H224V155H222ZM225 153L227 154V155H225ZM22 154H23V152H22ZM61 154V155H62ZM71 154H69L70 155V157L73 155H71ZM207 154V153H206ZM24 155V154H23ZM22 155V156H23ZM32 156L31 154H28L27 153V156ZM35 155H37V154H35ZM43 154H41V156H42ZM54 155V154H53ZM57 155V154H56ZM68 155V154H67ZM75 155V154H74ZM77 155V154H76ZM88 155V154H87ZM86 155V156H87ZM93 155L95 156V157H93ZM109 155L110 154H108V156L107 157H109ZM158 155V154H157ZM166 155V154H165ZM240 155V154H239ZM28 156V157H29ZM41 156H38L37 155V157L36 158H32V157H29V158H32L31 159V161H33V165H35L36 166V163L38 162V163H40V165H42V164H44V162L43 163H41V161H39V158L38 157H40V158H42ZM66 156V155H65ZM106 156V155H105ZM223 156V158L222 159H220L221 157ZM24 157V156H23ZM33 157H35L34 155H33ZM51 156H49V158H50ZM59 157V156H58ZM63 157V156H62ZM77 157V156H76ZM169 157V156H168ZM46 158V160H48L47 159V157H45ZM53 158L55 159V160H57L56 159V157H55V155L53 156ZM60 158L61 157H59V160H60ZM64 159H65V157H63ZM63 158H61V160L60 161H63L64 159ZM73 158V157H72ZM102 158V157H101ZM112 158H110V159H112ZM126 158V159H127ZM137 158V157H136ZM164 158V157H163ZM25 159V158H24ZM37 159V160H36ZM52 159V158H51ZM51 159H50V163H52L51 162ZM68 159H69V157H68ZM129 159V158H128ZM131 159V158H130ZM129 159V160H130ZM153 159H154V161H153ZM213 159L211 160V161H213ZM26 160V159H25ZM36 160V161H35ZM53 160V159H52ZM66 160V159H65ZM73 160V159H72ZM77 160V159H76ZM90 160V159H89ZM103 160H105L104 158H103ZM129 160H126V161H129ZM166 160V159H165ZM215 160L212 162V163H216L215 162ZM224 160V162H221V163H224V164H227L226 162H228V161H226L225 162V160L226 159H223ZM26 161H28V158H27V160ZM35 161V162H34ZM91 161V160H90ZM97 161H100V159L99 160H97ZM168 161V160H167ZM69 162V161H68ZM154 162V163H153ZM158 164H157V163ZM30 164V159H29V161L27 162V164ZM35 163V164H34ZM46 163V162H45ZM49 161L47 162V164L48 165H46L45 166V164H44V168L45 167H49ZM73 163V162H72ZM116 163V164H115ZM141 163V162H140ZM168 163V162H167ZM24 164H25V161H24ZM23 164V165H24ZM54 164H56V161L54 162ZM60 164H63V163H61L60 162ZM68 164V163H67ZM97 164L98 163H96V165H95V163H94V165L95 166H97ZM123 164V163H122ZM154 164H155V170L153 169V166H154ZM157 164V165H156ZM213 164V165H214ZM21 165V164H20ZM31 165V164H30ZM51 166H52V164H50ZM34 166V168L35 169H32V171H34V170H37L36 169V167H38L39 166V164H37V166L35 167ZM57 166H59V165H57ZM57 166H55V167H57ZM64 166V165H63ZM71 165H69L68 167H70ZM99 166V165H98ZM97 166V167H98ZM123 166H125V164H123ZM218 166V167H217ZM217 166H216V164H215V168L217 167V168H223V166H221V164L220 163H218L217 164ZM243 166V165H242ZM18 167V166H17ZM32 167V166H31ZM47 167V168H48ZM53 167V166H52ZM54 167V168H55ZM60 167V166H59ZM137 167V168H136ZM162 167V166H161ZM160 167V168H161ZM225 167H226V165H225ZM224 167V168H225ZM228 167V166H227ZM233 167V166H232ZM39 168H42V167H39ZM50 169H47V170H51V172H49V171H47L46 169V171H47V173L48 174H50V173H54L55 172V170L53 171V169L51 168V167H49ZM71 168H72V166H71ZM158 168H159V166H158ZM216 168V169H217ZM223 168V169H224ZM235 168V167H234ZM17 169H19V168H17ZM70 169V168H69ZM97 169V168H96ZM120 169H121V167H120ZM242 169V168H241ZM241 169H239L238 170V168H235L234 170H238V171H236V172H238L239 173V171H241ZM244 169V168H243ZM26 170V169H25ZM30 169H28V171H29ZM42 170L43 169H41V171H40V169H39V172L40 173H42ZM45 170H43V171H45ZM57 170V169H56ZM64 170H66L65 169V167H64ZM72 170V169H71ZM74 170V169H73ZM82 170H84V169H82ZM87 170V169H86ZM111 170L112 171H114V173L115 172H117L116 174H118V175H116V176H113V178L111 177V175H110V173H113V172H111ZM118 170V169H117ZM153 170V171H152ZM160 170V169H159ZM227 169L225 168V171H226ZM230 170V169H229ZM27 171V172H28ZM38 171V170H37ZM61 171H63V169L61 170ZM75 171V170H74ZM91 171V170H90ZM122 171V172H121ZM221 171H222V169H221ZM220 171V172H221ZM224 171V172H225ZM24 172V171H23ZM26 172V171H25ZM27 172H26V174H27ZM73 172V171H72ZM76 172V171H75ZM231 172V171H230ZM236 172H234L235 174H236ZM242 172V171H241ZM29 173V172H28ZM35 173L36 172H32V174H31V176H35ZM40 173H38V175L40 174ZM47 176V178L49 177L48 176V174L46 173V172H44ZM69 173H71V172H69ZM92 173H93V175H94V172L92 171ZM95 173V174H96ZM232 173V172H231ZM23 174V173H22ZM45 174H42V175H45ZM74 174V173H73ZM90 174H91V172H90ZM89 174V172H88V175H90ZM157 174V173H156ZM155 174V175H156ZM234 174V175H235ZM23 175H25V173L23 174ZM28 175V174H27ZM52 175V174H51ZM55 175V174H54ZM58 175V174H57ZM97 176L96 177H98V174H96ZM109 175H110V177L111 178H109ZM154 174H152V177L153 176H155ZM221 175V174H220ZM7 176V175H6ZM37 176V175H36ZM75 176V175H74ZM73 176V177H74ZM82 176H84L83 174H82ZM81 176V177H82ZM92 175H90V177H87L86 176V178H87V180H89V178H95V175L93 176V177H91ZM101 176H103V178L101 177ZM104 176H106L107 178H105L104 179ZM233 176V175H232ZM2 177V176H1ZM5 177V176H4ZM28 177V176H27ZM44 177V176H43ZM45 177V178H46ZM51 177H53V176H51ZM51 177H49L50 179H51ZM55 177V176H54ZM72 177V176H71ZM77 177V176H76ZM214 177H216V175L214 176ZM224 177V176H223ZM32 178V177H31ZM31 178H29V179H31ZM35 178V177H34ZM48 178V179H49ZM93 178V179H94ZM148 178V179H147ZM154 178V177H153ZM153 178H152V180H153ZM156 178V177H155ZM158 178V177H157ZM12 179V178H11ZM38 178H36V180H37ZM49 179V180H50ZM53 179V178H52ZM85 179V178H84ZM92 179V180H93ZM97 179V178H96ZM105 180V183H104V181L103 180ZM127 179H131V181L132 182H130L131 184H129V186H130V188L132 189V191L134 192H136L137 194H139V195H141L143 192L144 193H148V195L149 196H147V197H144V195H142L143 197L142 198H144L145 200H146V202L148 203V204H146L145 203V201L144 200H142L141 199V196H137V197H140V199L139 198H136V199H139V200H137V201H132L131 203H130V199H128V202H126V203H128V205L126 204V203H124V202H122V203H120L121 202V200H123V196H121V197H119L118 196V193L117 192H115V189H114V192L115 193H117V194H114L115 196H113L112 195V197H110L109 198V196H110V192L112 191V188H115V187H118L117 186V184L118 183H120V182H123L124 180H127ZM214 179V178H213ZM221 179V178H220ZM229 179V178H228ZM10 180V179H9ZM26 180V179H25ZM33 180V179H32ZM43 180V179H42ZM86 180V179H85ZM91 180V181H92ZM145 180H149V181H147V182H144ZM156 180V179H155ZM4 181V180H3ZM34 181V180H33ZM44 181H45V179H44ZM56 181H57V179H56ZM81 181H83V180H81ZM221 181V180H220ZM27 182V181H26ZM46 182V181H45ZM50 182H52V180H50L49 181V183ZM103 182V183H102ZM127 182H128V180H127ZM215 182V181H214ZM240 182V181H239ZM48 183V184H49ZM57 183V182H56ZM81 183V182H80ZM83 183V182H82ZM96 183H93L92 184V189H93V185L94 184H96ZM144 183H145V185H144ZM147 183V184H146ZM227 183H228V181H227ZM26 184V183H25ZM30 184V183H29ZM32 184H34V183H32ZM242 184V183H241ZM31 185V184H30ZM120 185L121 184H119V187H120ZM124 185V184H123ZM125 185H127V184H125ZM43 186V185H42ZM41 186V187H42ZM95 186V185H94ZM122 186V185H121ZM152 187V185L151 184H149V187ZM25 187V186H24ZM27 187V186H26ZM51 187V186H50ZM118 187V188H119ZM128 188L129 189V187L128 186H124L123 187V189H122V191L125 189V188ZM150 187V188H151ZM163 187V186H162ZM45 188H46V185H45ZM102 188H103V190H102ZM126 188V189H127ZM21 189V188H20ZM34 189V188H33ZM41 190H42V188H40ZM47 189V188H46ZM48 189H49V187H48ZM91 189V188H90ZM94 189H95V187H94ZM126 189L124 190L125 192H127L126 191ZM160 189V188H159ZM163 189V188H162ZM181 189V188H180ZM22 190V189H21ZM25 190V189H24ZM55 191H56V189H55ZM54 191V192H55ZM92 191V190H91ZM130 192H131V190H129ZM28 192V191H27ZM27 192H23L24 193V196H25V193H27ZM40 192V191H39ZM53 192V193H54ZM58 192V191H57ZM113 192V193H114ZM134 192V193H135ZM155 193V194H153V193ZM167 192V191H166ZM29 194H30V192H28ZM33 193V192H32ZM32 193H31V196H32ZM59 193V192H58ZM90 193V192H89ZM88 193V194H89ZM123 193V192H122ZM133 193V196L135 197L136 195ZM177 193V192H176ZM175 193V194H176ZM34 194V196H35V194L36 193H33ZM55 194V193H54ZM93 194V195H92ZM166 194V193H165ZM36 195H38V192H37V194ZM57 195V194H56ZM59 195V194H58ZM57 195V196H58ZM118 197H117V196ZM120 195H122V194H120ZM146 195V194H145ZM27 196V195H26ZM39 196V195H38ZM53 196V195H52ZM56 196V197H57ZM133 196H132V199H135V198H133ZM172 196V195H171ZM171 196H170V198H171ZM174 196V195H173ZM226 196H228V195H226ZM115 197H117V199H118V201H120L119 203L120 204H118V201H116V199H115ZM169 197V196H168ZM178 197V196H177ZM32 198V200L34 199L33 197H31ZM58 198V197H57ZM115 199V201L116 202H112L111 201V199ZM119 198H121L120 200H119ZM147 198V199H146ZM163 198V196H161V199ZM182 198V197H181ZM225 198V197H224ZM223 198V199H224ZM230 198V197H229ZM20 199V198H19ZM114 199H113V201H114ZM125 199V198H124ZM149 199V200H150ZM154 199V200H155ZM160 198L158 199V200H161ZM172 199H174V198H172ZM226 199V198H225ZM224 199V200H225ZM233 199V198H232ZM25 200H26V198H25ZM144 201V202H142V201ZM158 200L156 199L155 201H153V203H151L152 204V207L154 208V207H157L158 206V204H155V206H153V204L154 203H157L158 202ZM27 201V200H26ZM25 201V202H26ZM36 202H38V201H40V200H35ZM85 201V200H84ZM157 201V202H156ZM168 201V200H167ZM171 201V200H170ZM173 201H179L178 199L177 200H173ZM172 201V202H173ZM162 202V201H161ZM160 202V203H161ZM164 202V201H163ZM162 202V203H163ZM117 203V204H116ZM230 203V202H229ZM25 204H27V202L25 203ZM124 204H126L125 206H122V205ZM167 204V203H166ZM165 204V205H166ZM169 204H172V203H169L168 202V205ZM217 204V203H216ZM219 204V203H218ZM238 204V203H237ZM244 204V201H243V203H242V205ZM41 205V204H40ZM118 205H120V206H118ZM157 205V206H156ZM160 205V204H159ZM213 205V204H212ZM224 205H226V204H224ZM21 206V205H20ZM31 206V205H30ZM37 206V205H36ZM86 206V205H85ZM173 206V205H172ZM239 206V205H238ZM244 207H245V205H243ZM17 207V206H16ZM34 207V206H33ZM39 204H38V209H39ZM46 207V206H45ZM80 207V209H82L81 208V206H79ZM150 207V208H149ZM164 207V206H163ZM188 207V206H187ZM214 207V206H213ZM217 207V206H216ZM24 208V207H23ZM30 208V209H29ZM28 209L29 210H31V207H29ZM160 208H162V207H160ZM164 208H168L167 210H169L170 208H169V206L167 207V206H165ZM183 208V207H182ZM220 208V207H219ZM219 208H218V210H219ZM247 208V207H246ZM19 209H21V208H19ZM27 209V208H26ZM34 209V208H33ZM32 209V210H33ZM42 209H44V208H42ZM46 209V208H45ZM77 209V208H76ZM84 209V208H83ZM86 209V208H85ZM86 209V210H87ZM189 209V208H188ZM213 209V208H212ZM31 210V211H32ZM41 210V209H40ZM56 210H57V208H56ZM152 210V209H151ZM158 210V209H157ZM165 210V209H164ZM166 210V211H167ZM179 210V209H178ZM177 210V211H178ZM181 210V209H180ZM19 211V210H18ZM23 211V210H22ZM39 211V210H38ZM51 211H52V209H51ZM190 211V210H189ZM196 211V210H195ZM200 211V210H199ZM232 211V210H231ZM249 211V210H248ZM24 212V211H23ZM26 212V211H25ZM24 212V215L26 214ZM33 212V211H32ZM36 212H37V209H36ZM44 212V211H43ZM48 212V211H47ZM54 212V211H53ZM188 212V211H187ZM222 212V211H221ZM233 212V211H232ZM27 213H29V211L27 212ZM152 214L154 213V211L153 212H151ZM172 213V212H171ZM170 213V215H174L175 213H172L171 214ZM181 213H183V212H181ZM190 213H191V211H190ZM200 213V212H199ZM20 214H21V212H20ZM35 214V213H34ZM44 214H45V212H44ZM43 214V215H44ZM76 214V213H75ZM74 214V215H75ZM84 214V213H83ZM88 214V213H87ZM87 214L85 213V216H87ZM163 214H166V217H167V214H168V211L167 212H163ZM177 214V213H176ZM188 214V213H187ZM195 214V213H194ZM10 215V214H9ZM169 215V214H168ZM169 215V216H170ZM196 215V214H195ZM194 215V216H195ZM200 215V214H199ZM30 216V215H29ZM33 216V215H32ZM38 216H39V213H38ZM78 216V215H77ZM175 217H176V215H174ZM178 216H180L181 217V215H179L178 214ZM188 216V215H187ZM5 217H7V216H5ZM14 217V216H13ZM17 217H18V215H17ZM25 217V216H24ZM72 217V216H71ZM84 217V216H83ZM163 217H165V216H163ZM180 217H178V219L180 218ZM189 217V216H188ZM195 217H197V216H195ZM199 217L200 216H198V219H199ZM245 217V216H244ZM249 217V216H248ZM3 218V217H2ZM21 218V217H20ZM20 218H18L19 220L17 221V222H15L16 221V219H14L15 221L13 222H11L10 221V223H7V225L6 226H4L3 228H1L0 229V264H30L29 262H31V261H29L27 258H25V256H26V254H27V252L26 251H29L30 252V250L29 249H31V250H34V249H36V248H32V245L31 244H33V243H35L34 242V235H35V232L34 231H36L35 229H36V227L38 226V224L40 223V221L38 220V219H40L39 217H37L38 219H36V222L33 224L34 226H35V229L34 228H31V227H34V226H31L30 228H31V230H32V235L30 236V233L28 234L27 233V227H25L26 225V223H24V222H22V221H20L21 219ZM32 219L34 218V217H31ZM43 218V217H42ZM75 218V217H74ZM151 218H152V216H151ZM167 218H170V217H167ZM247 218V217H246ZM250 218V217H249ZM252 218H253V216H252ZM5 219V218H4ZM11 219V218H10ZM22 219H23V217H22ZM77 219V218H76ZM172 219L173 220H171V223L173 224V221H175L174 219V217L172 216ZM187 219V218H186ZM78 220V219H77ZM176 220H177V218H176ZM201 220H203V219H201ZM4 221V220H3ZM19 221H20V223H19ZM30 221H31V219H30ZM79 221H81V220H79ZM113 221H115L114 223H113ZM180 221H181V219H180ZM180 221H176V223L178 222H180ZM185 221V220H184ZM204 221V220H203ZM250 221V220H249ZM252 221H254V220H252ZM251 221V222H252ZM28 222V221H27ZM33 222H34V220H33ZM71 222V221H70ZM182 222V221H181ZM180 222V223H181ZM206 222V221H205ZM29 223V222H28ZM111 223V224H110ZM32 224V223H31ZM159 224V223H158ZM202 224V223H201ZM68 225V224H67ZM79 225V224H78ZM81 225H82V223H81ZM170 225V224H169ZM178 225V224H177ZM183 225V224H182ZM208 225V224H207ZM3 226V225H2ZM175 225H173V227H174ZM64 227V226H63ZM82 227V226H81ZM167 227H169V226H167ZM167 227H165V229H169V228H167ZM172 227V226H171ZM180 227V226H179ZM66 228H67V226H66ZM77 228V227H76ZM75 228V229H76ZM85 228V229H86ZM154 228H157L159 231H163L164 233H163V236H161V234H160V236H158V240H159V237L161 238V237H164V238H166V235H170L169 234V232L171 231H174V232H172L173 234H177V233H180V234H182L181 235V240H180V238L178 237V235H177V237L175 238V237H173L174 239H176L175 241L177 242V243H179L178 242V240H180V242H182L181 244H177L176 246H173L172 245V247L170 248V247H168L170 244H172V243H168V244H166L165 246H163V245H161V243H160V245H161V247L162 248H159L160 247V245L159 246H157L156 245V243L153 241H150L151 240V238L152 237H150L151 235L152 236H154V233H152V234H150V232H154ZM175 229H176V226L174 227ZM187 228V227H186ZM81 229L82 228H80V231H81ZM173 229V228H172ZM42 230V229H41ZM64 230V229H63ZM153 230V231H152ZM187 230V229H186ZM40 231V230H39ZM42 231H44V229L42 230ZM66 231V230H65ZM78 231V230H77ZM83 231V230H82ZM188 231V230H187ZM46 232V231H45ZM79 232V231H78ZM78 232H76V233H78ZM88 232V233H87ZM94 232H96V233H94ZM170 232V233H171ZM40 233H42V232H40ZM76 233H75V235L74 234H72L71 236H73V237H67L65 240H66V254H65V256H62V257H60V255L58 256V258L60 257L61 259L60 260H58L57 261V259L54 257V259H56L55 260V262L56 263H58V264H63L64 263V261H65V263L64 264H67L66 263V258H69V256L71 257V258H73L72 260H74L75 262H73L74 264L76 263V264H83L82 262L84 261V259H82L81 260V255H82V251H80V249H81V246L83 245V242H85L84 240H82V239H85V238H82L83 237V235H82V232H80V233H78V234H81L82 235V239H80V237H78V234L76 235ZM160 233V232H159ZM66 234V232L64 233V235ZM69 234V233H68ZM95 234V235H94ZM117 234H118V236H117ZM155 234H156V232H155ZM197 234V233H196ZM80 235V236H81ZM88 235V236H87ZM94 235V236H93ZM126 235V236H127ZM42 236H44V233H43V235ZM41 236V237H42ZM66 236H67V234H66ZM93 236V237H92ZM174 236V235H173ZM186 236V235H185ZM196 236H198V234L196 235ZM65 236H63V238H64ZM98 237V236H97ZM157 237V236H156ZM172 237V236H171ZM189 237H192V236H189ZM33 238V239H32ZM43 238H45V237H43ZM43 238H41V239H43ZM127 238V237H126ZM163 238V239H164ZM170 238V237H169ZM168 237L166 238V239H169ZM170 239V240H173L174 241V239ZM192 238H194L195 240H197L194 236L192 237ZM40 238H39V240H41ZM94 239V238H93ZM97 239V238H96ZM155 239V238H154ZM163 239H161L163 242H164V240ZM199 239V238H198ZM35 240H36V237H35ZM87 240V239H86ZM103 240V238L101 239V240H99L100 242ZM106 240V239H105ZM185 240V239H184ZM33 241V243H31ZM37 241V240H36ZM88 241V240H87ZM91 241H93V240H91ZM98 241V242H99ZM160 241V240H159ZM170 242L169 240H165V242ZM174 241V242H175ZM198 241V240H197ZM26 242H28L27 243V245H26V247H27V249H26V247L24 248V245L26 244ZM38 242V241H37ZM41 242H42V240H41ZM40 242V243H41ZM161 242V241H160ZM86 243V242H85ZM91 243V242H90ZM89 243V244H90ZM95 243V242H94ZM187 243H188V241H187ZM187 243L185 244V245H187ZM39 244V243H38ZM59 244H63V242H60ZM93 244V243H92ZM91 244V245H92ZM96 244V243H95ZM99 244V249H97V252L96 253H93L92 254V252H93V250L90 252V256L91 255H95V254H98L97 256H99V254L101 255V257L99 256V257H97V259H102V258H104V256H102V255H104L105 254V258L107 257L106 256V251L108 250L109 252H110V249L111 248H108L107 246H106V251L105 250H102V247L100 248V243H98ZM157 244H159V243H157ZM35 245H36V243H35ZM34 245V246H35ZM110 245V244H109ZM33 246V247H34ZM39 246V245H38ZM95 245H93V247H94ZM97 246V245H96ZM31 247V248H30ZM57 247V246H56ZM56 247L54 248L53 247V250L48 254V255H46L45 253H44V255H45V262H46V264H49V263H51V262H54V261H52V255L54 254V249H56ZM88 247V246H87ZM90 247V246H89ZM110 247V246H109ZM133 247H134V249H133ZM60 248H61V245H60ZM65 248V247H64ZM64 248H62L63 250H64ZM85 248V247H84ZM91 249H93L92 247H90ZM98 248V247H97ZM108 248V249H107ZM184 249V248H186V252L185 251H181V249ZM26 249V251H24ZM50 249V248H49ZM87 249H89V248H87ZM182 249V250H183ZM62 250V251H63ZM82 250V249H81ZM101 250V251H100ZM141 250V252H139ZM170 250V251H169ZM36 251V250H35ZM47 251V250H46ZM45 251V252H46ZM58 251V250H57ZM60 251V250H59ZM61 251V252H62ZM94 251H96V249L94 250ZM104 251V252H103ZM107 251V252H108ZM177 251H179V253H180V251H181V253L183 252V254H180V257H178V255H179V253L177 252ZM26 253L25 254V256H24V254L23 253ZM34 252V251H33ZM52 252H53V254H52ZM109 252H108V256L110 255L109 254ZM120 252V251H119ZM47 253V252H46ZM111 253V252H110ZM122 253H120V254H122ZM131 254L133 253L132 251L130 252ZM186 253V254H185ZM190 253V252H189ZM29 254V253H28ZM31 254H33V253H31ZM87 254H88V252H87ZM112 254V253H111ZM134 254V253H133ZM64 255V254H63ZM67 255H69V256H67ZM88 255V256H89ZM135 255V254H134ZM143 255H144V253H143ZM147 255V256H146ZM183 255V256H184ZM28 256V255H27ZM32 256V255H31ZM34 256H35V254H34ZM37 256V255H36ZM67 256V257H66ZM84 256H86L85 255V253H84ZM83 256V257H84ZM88 256H86V257H88ZM127 256V255H126ZM124 257L123 258V256H122V258L125 260L127 257ZM133 256V255H132ZM131 255H130V257H129V255H128V257L130 258V260L132 261V259H134L135 257H133V258H131L132 257ZM66 257V258H65ZM92 257V256H91ZM138 257V256H137ZM186 257H184V259L186 258ZM33 258V257H32ZM31 258V259H32ZM42 258V257H41ZM62 258H63V261H62ZM93 258V257H92ZM94 258H96V257H94ZM111 258V257H110ZM121 258V257H120ZM119 258V259H120ZM129 258H127L128 260H129ZM189 258V257H188ZM26 259L29 261H27L26 262ZM87 259V258H86ZM91 259V258H90ZM96 259V261H99L101 264H103L102 262H104V259H102L103 261H101V260H97ZM127 259H126V261H127ZM138 259V258H137ZM141 259V258H140ZM148 259V260H149ZM174 259V260H173ZM182 259H183V257H182ZM204 259V258H203ZM34 260V259H33ZM32 260V261H33ZM80 260H81V262H80ZM89 260V259H88ZM121 260V261H120ZM119 261H120V264H122V259H120ZM142 260H143V258H142ZM141 260V261H142ZM148 260H144V261H146L147 263L150 261H148ZM194 260V259H193ZM200 260V259H199ZM199 260H197V261H199ZM36 261V260H35ZM38 261H41V260H38ZM62 263H61V262ZM110 261V260H109ZM118 261V260H117ZM118 261V262H119ZM139 261V260H138ZM138 261H137V263H138ZM140 261V262H141ZM143 261V262H144ZM186 261V260H185ZM206 261V260H205ZM44 262V263H45ZM88 262V261H87ZM116 262V261H115ZM127 262H129V261H127ZM133 262V261H132ZM132 262H129V264L130 263H132ZM136 261H134V263H135ZM174 262V263H173ZM180 262V261H179ZM179 262H178V264H179ZM194 262V261H193ZM193 262H192V264H193ZM201 262V261H200ZM207 262V261H206ZM209 262V261H208ZM202 263V264H209V263ZM211 262V261H210ZM40 263V262H39ZM43 262L41 263V264H44ZM55 263V264H56ZM72 263V262H71ZM89 263V262H88ZM92 263V262H91ZM90 263V264H91ZM99 263V264H100ZM113 263V262H112ZM136 263V264H137ZM146 263V264H147ZM181 263V262H180ZM191 263V262H190ZM197 263V262H196ZM32 264V263H31ZM52 264V263H51ZM54 264V263H53ZM84 264H86V263H84ZM97 264H98V262H97ZM106 264H108L107 262H106ZM124 264V263H123ZM141 264V263H140ZM184 264V263H183ZM200 264V263H199Z\"/></svg>",
    "mask_w": 264,
    "mask_h": 264
}]
</instances>
